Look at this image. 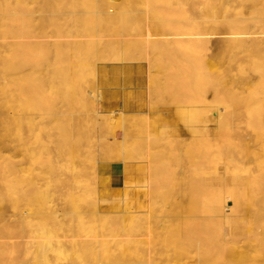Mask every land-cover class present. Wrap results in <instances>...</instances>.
I'll list each match as a JSON object with an SVG mask.
<instances>
[{"label":"bare ground","instance_id":"bare-ground-1","mask_svg":"<svg viewBox=\"0 0 264 264\" xmlns=\"http://www.w3.org/2000/svg\"><path fill=\"white\" fill-rule=\"evenodd\" d=\"M26 1V0H25ZM30 1V0H29ZM33 0H31L30 2H32ZM34 1H39V0H34ZM33 1V3H35ZM55 1V0H54ZM59 1V0H58ZM58 1H57V4H58ZM62 0H60V2H61ZM69 1V0H68ZM68 1L66 0V1H64L65 3H68ZM72 1V0H71ZM71 1H69L70 3H71ZM73 1H75V2H78L79 4H80V1H76V0H73ZM82 1H84V2H82V4H84L85 3V5H86V2H88V0H86V2H85V0H82ZM93 1V0H92ZM91 1V2H92ZM102 1H104V0H97V2H96V0H95V2H96V4L98 3V5H99V2H100V5H103L102 4ZM107 1V0H106ZM23 2H24V0H0V201H2V200H6L7 198L5 197V192L3 191V189L1 188V187H3L4 185H5V187H8V186H6V185H8V184H5L6 183V181H8L9 182V180H7L8 179V177H7V175L9 174V172L8 173H6V164H8V162L10 163V161L9 160H11V159H8V160H6V162L7 163H5V155L6 154H4V153H6L5 152V150H6V146H7V144H10V143H8L9 141H7V128H8V130L9 131H12V130H10L9 128L10 127H8V125H9V123H7V122H10V121H7L8 119H7V117L9 118V115L7 116V115H5V113L6 112H4V109L5 108H7V106L9 105V106H11L10 105V103L8 104V101L9 100H11V99H9V97H8V94H9V91H10V94H12L11 93V89H9V83H8V81H9V78H11L10 76H11V74L13 75L12 77L14 78H18V76H19V78H18V80H20V79H22V78H20V76L21 75H23V74H21V75H19L18 73H17V75L18 76H16V71L18 72V70H19V68L22 66V65H24L23 63H22V44H21V42H20V40H19V38L21 37V35H22V33H23V31H24V29L26 28H24V24H26L25 23V16H24V14H23V8H22V6L24 5L23 4ZM30 2H29V4H28V6H30ZM75 2H73V3H75ZM90 2V3H91ZM94 2V1H93ZM108 2V1H107ZM107 2H104L105 3V5H106V3ZM132 2V3H131ZM39 3V2H38ZM50 3H51V1L50 0H40V3H39V5H41L40 7H41V10H40V8L39 9H37V16L35 15V14H33V13H31L30 15H35L34 17L32 16V18L34 19V26L38 29V30H40V28L42 27V26H44L43 24H45V26L46 25H48V23H50V24H52L53 25V27L55 26V24L57 25L56 27L58 28V30L57 31H59V28L60 27H58V25H59V18L57 17V16H64V15H57L56 16V13L54 12V10H52V11H50V13H49V11H47L48 9H46V7L47 6H49L50 5ZM61 3H63V1L61 2ZM60 3V4H61ZM69 3V4H70ZM73 3H71V4H73ZM78 3H76V5L78 4ZM109 3H111L110 4V6H105V7H107V8H104V9H102L104 6H102L101 7V9H99L96 13H95V11L97 10V8H96V10L94 11V13H95V18L93 19L92 18V20H94V21H92V22H94V25H92V23L90 24V22L89 21H91V20H89V18L88 17H86V20L88 19V23H89V25H91V27H95V28H99V30H103V34L104 33H107V32H105V31H111V33H112V30H114L115 28L118 30H121V31H119V32H121L119 35L118 34H115L116 35V37H113V36H110V37H107L108 35L106 34L105 35V38L106 39H108V40H106V41H109L110 42V44L112 45V47H109V48H111V50H114V48H115V44L117 45V44H120L119 46H118V48H121V50L119 51V52H117V57L115 58V59H111V57H109L110 58V60L111 61H113V62H116V63H119V64H125V62L126 61H129L130 59L132 60L133 59V57L132 56H135L134 58H135V60H137L136 59V55L135 54H137L136 52L134 53V55L132 54L133 53V51H138L139 50V48L141 49V48H144V46L143 47H139L138 48V50L137 49H135V47L133 46V48H131L133 51H132V53L130 52V44H132V42H134L135 40H140L141 42H142V40L143 41H147V43L149 44V42L151 41H153V40H155V39H159L158 37H157V35H155V34H158V33H162V34H164V33H169L170 34V36L171 37H173L172 35H174V37H175V35H177V36H180V35H186L187 36V38H186V36H185V38H186V43L183 41V42H180V43H184L185 45L184 46H186V44H188V42H189V45H187L188 47L186 48L188 51H186V53H185V55L184 56H186V58L188 57V56H191V55H188L190 52H192V54L193 55H195V53H193V51H197L198 52V54L200 53V63H198V65H199V70L198 71H196V72H198V75L201 77V79H202V85H200V87H201V89L203 90V92H204V89H205V91L208 89V90H211L212 92H213V94H214V98H213V102H211V103H206V101L205 102H203V105L201 106V108H199V109H197V113H198V115H199V117L198 116H196L197 118H204L206 121H208L207 122V126H206V128L207 127H209L210 128V135H212V138H210V141H207V142H209L210 144H209V146H211V148H208V149H206L205 147V150L206 151H208L207 153H205V156H203V153L200 151H197V149H193V148H191V149H189V147L188 146H185V145H183V146H185V147H188V149H187V151H186V153L182 156L181 155V152H179V151H177V152H179L180 154H177V155H180L181 157H177V163H178V166H179V168H178V171L175 169V171H177L178 172V179H176V182L175 183H177V184H175L176 185V187L175 188H173V187H171V188H173V193H174V195L173 196H175V197H171V198H173V202H191L190 204H193V206H195L194 207V210L196 211V214H197V216L196 217H198V224L197 225H199V229L202 231V234H200L201 235V237L200 236H198L197 237V240H198V242H197V244L196 243H194V244H196V252H195V256H194V254H193V256L195 257V260L193 261V262H191L192 261V259H191V257H190V259H188L187 261L189 262L190 261V263H188V262H185V264H264V0H134V4H133V1L132 0H123V2L120 4L119 2V7L117 8V7H114V5H116V3H115V0L114 1H111V2H109ZM36 4H37V2H36ZM79 4H78V7H79ZM81 4V5H82ZM91 4H94V3H91ZM108 4V3H107ZM132 4V5H131ZM26 5V4H25ZM24 5V6H25ZM54 5H55V2H53V5H51V6H53L54 7ZM63 5V4H62ZM65 5H67L68 6V4H65ZM80 5V6H81ZM84 5V6H85ZM140 6V7H138L137 8V10L135 9L134 10V8H133V10L130 8V7H132V6ZM28 6H26V9L28 8ZM34 6V4L32 5V3H31V6L30 7H32V8H34L33 7ZM61 6V5H60ZM74 5H72V7H73ZM82 6L84 9L88 6V3H87V6ZM89 6H90V4H89ZM112 6L114 7V8H112ZM136 6V7H137ZM37 7H39L38 5H37ZM53 7H51V8H53ZM59 7V6H58ZM57 7V8H58ZM69 7V6H68ZM72 7H69L71 10H72ZM82 7H79V9H81V11L80 10H78V13L80 12V13H83L84 11H86V10H83L82 9ZM135 7V8H136ZM56 8V7H55ZM54 8V9H55ZM56 8V9H57ZM60 8V7H59ZM77 8V7H76ZM88 8V7H87ZM117 8V9H116ZM29 9V8H28ZM27 9V10H28ZM35 9V10H36ZM50 9V8H49ZM61 9V8H60ZM82 10H83V12H82ZM89 10H92V9H90L89 8ZM29 11V10H28ZM32 11V10H31ZM62 11H64V8L62 9ZM73 11V10H72ZM92 11V12H93ZM33 12V11H32ZM74 12H77V9H76V11H75V6H74V11L72 12V14L74 13ZM89 12H91V11H89ZM88 12V13H89ZM25 13V12H24ZM70 13V12H69ZM77 13V14H78ZM79 13V14H80ZM84 13H87V12H84ZM81 14L80 15V19L78 20V15L77 16H75V15H73L75 18H76V22H79L78 24L80 25L81 23H80V20H82L81 18H83V15H85V14ZM25 14H28V13H25ZM71 14V13H70ZM75 14V13H74ZM90 14H92V13H90ZM30 15L28 16L29 18H30ZM67 16H72V15H67ZM88 16V15H87ZM91 16V15H90ZM73 17V18H74ZM85 17V16H84ZM91 17H94L93 15L91 16ZM32 18H30L31 20H29L30 22H32ZM67 19H70V17L68 18V17H66ZM75 18H74V20H75ZM63 19H64V17H63ZM27 20V19H26ZM70 20H73V19H70ZM83 20H84V18H83ZM83 20L81 21V22H83ZM148 20V26L146 27L145 25H146V23H145V21H147ZM64 22L66 21V20H63ZM30 22H27L28 24H30V25H33L32 23H30ZM67 22H70V24H73V23H76V22H73L72 23V21H67ZM66 22V23H67ZM86 22V21H85ZM49 24V25H50ZM85 24H87V23H85ZM48 25V26H49ZM79 25H78V27H79ZM25 26H27V24L25 25ZM48 26H46V27H48ZM77 26V25H76ZM76 26H74L73 25V27H74V29L76 28ZM85 28H83L84 30H82L81 31V34H85V33H82V32H84L85 30H88V29H90V26H88V24H87V26H85V25H83ZM29 27V26H28ZM35 27H34V29H35ZM63 27H65V26H63ZM67 28L66 29H68V28H70V27H72V25H70V27H69V25H68V23H67V26H66ZM73 27L72 28H70L71 30L73 29ZM77 27V28H78ZM87 27V28H86ZM94 27L92 28V29H90L89 31H91V32H93L94 30ZM146 27V28H145ZM49 28V27H48ZM52 28V27H51ZM82 28V27H81ZM44 30H46L45 28H43ZM54 29H56V28H54ZM61 29V28H60ZM66 29H64V32L66 31ZM73 29V30H74ZM28 30V29H27ZM63 30V29H62ZM71 30H69V31H66L67 33H65V34H67L68 35V32H70V34H69V36H64L63 35V37H62V35L61 34H59L57 31V34H59V36L60 37H62L60 40L61 41H63L62 43H64V44H66V46H68L69 48H70V45H71V47H72V45H74V47L75 46H78L79 45V43L81 44V45H83L81 42L82 41H84L85 39H82V37L80 36V37H77L78 35H77V33H75L76 34V37H73V35H72V33H71ZM79 30V29H78ZM125 30H134V31H136V32H138V33H135L134 35H136L137 37H133V35H127L126 33H123V31H125ZM144 30H145V32H144ZM29 31V30H28ZM48 31H49V29H48ZM55 31V30H54ZM75 31V30H74ZM77 31V30H76ZM87 32V33H90V32ZM96 31V30H95ZM115 31V30H114ZM33 32V31H32ZM46 32H47V30H46ZM78 32V34H79V31H77ZM97 33L99 32V31H96ZM96 32H93L94 34L96 33ZM33 33H38V31L36 30L35 32H33ZM45 33V32H44ZM44 33H43V31L41 32V34L43 35V36H45L44 35ZM61 33V32H60ZM63 33V32H62ZM96 33V34H97ZM114 33H118V31H115ZM134 33V32H133ZM140 33H144L143 35H140ZM172 33V34H171ZM31 35H32V33H30ZM40 34V33H39ZM52 34V33H51ZM74 34V35H75ZM80 34V35H81ZM99 34V33H98ZM101 34V33H100ZM138 34L140 35V36H138ZM168 34V35H169ZM38 35V34H37ZM47 35H49V33L47 32ZM46 35V36H47ZM89 34H87V36H88ZM91 35V34H90ZM111 35V34H110ZM114 35V34H113ZM114 35V36H115ZM26 36V35H25ZM42 36V37H43ZM45 36V37H46ZM50 36H52V35H50ZM84 36V35H83ZM87 36H86V38H87ZM95 36H97V35H95ZM118 36V37H117ZM158 36H160V37H163V38H161V40H163V41H167V40H171V39H167V37H165V34L164 35H158ZM167 36V35H166ZM205 36H207V37H205ZM10 37L12 38H15V39H17L18 38V40H14L13 38L12 39H10ZM44 37V39H46V42H47V40L49 39V40H51V41H48L47 43H51V44H56L57 42L55 41V39H59V38H56V37H58V36H52V37H54V39L52 38H48V36L45 38ZM89 37V36H88ZM91 37V36H90ZM89 37V38H90ZM210 37H212L211 39H213V37H217V38H220L221 39V44H219L218 46H217V49H215L211 54L209 53V50H210V43H211V39H210ZM27 38H28V36H27ZM30 39H31V37H29ZM28 38V39H29ZM40 38H41V36H40ZM85 38V37H84ZM92 38H93V35H92ZM92 38H90V39H92ZM105 38L104 37H101V36H99V37H97L96 39L97 40H95V41H97V42H103L104 43V40H105ZM109 38L111 39L112 38V40H109ZM113 38H116V39H113ZM168 38H170V37H168ZM176 38V37H175ZM174 38V39H175ZM9 39L10 40H14L12 43H10L11 41H9ZM38 39H39V37H38ZM38 39H36V40H38ZM173 39V38H172ZM179 39H181V37L179 38ZM182 39H184L183 37H182ZM31 40H33V39H31ZM40 40V39H39ZM39 40H38V42H39ZM93 40V39H92ZM114 40H117L116 41V43H113V41ZM185 40V39H184ZM29 41V40H28ZM41 41H42V39H41ZM44 41V40H43ZM95 41H94V44H95ZM112 41V42H111ZM136 41V43H140V41L139 42H137ZM158 41V40H157ZM173 41H175V40H173ZM188 41V42H187ZM219 41V40H218ZM34 42H35V40H34ZM37 42V41H36ZM46 42H42V43H40L39 45H43V43H45L46 44ZM172 42V41H171ZM106 43V42H105ZM108 43V42H107ZM135 43V45H137ZM146 43V42H145ZM158 43H159V41H158ZM158 43H156V44H158ZM174 43V42H173ZM173 43H171L170 45H172ZM85 44L87 45V43L85 42L84 43V45H83V47L85 46ZM90 44V43H89ZM99 44V43H98ZM97 43H96V46L98 45ZM110 44L109 45H107V46H110ZM148 44H146V45H148ZM160 44H162L161 42H160ZM165 44V43H164ZM163 44V45H164ZM13 45V46H12ZM25 45V44H24ZM23 45V46H24ZM38 45V44H37ZM36 45V46H37ZM39 45H38V47H39ZM47 45V44H46ZM43 46L44 48H46L47 46H49V45H47V46ZM58 45H60V44H58ZM113 45H114V47H113ZM140 45V44H139ZM144 45V44H143ZM145 45V46H146ZM154 45H155V43H154ZM170 45H169V48H170ZM176 45V44H175ZM174 44H173V46H175ZM212 45V44H211ZM35 46V47H36ZM56 46V45H55ZM64 48L66 47L65 45H62ZM95 46V45H94ZM94 46H91V47H94ZM117 46H116V49H118L117 48ZM151 46H153V45H151ZM166 46V45H165ZM180 46V45H179ZM178 46V48L180 49V47ZM28 47V46H27ZM30 47V46H29ZM35 47L33 46V48H32V50H34L35 49ZM38 47H37V49H35V50H38ZM40 47H42V46H40ZM57 47V46H56ZM82 46H78L76 49H80ZM90 47V45L88 46V48ZM101 47V46H100ZM106 47V46H105ZM155 47H157V45H155ZM172 47V46H171ZM181 47H183V44H182V46ZM50 48V46L48 47V49ZM58 48H60V47H58ZM63 48V49H64ZM73 48V47H72ZM113 48V49H112ZM127 48H129V50L127 49ZM150 48H152V47H150ZM184 48V47H183ZM51 49H52V47H51ZM56 49V48H55ZM68 49V48H67ZM66 48H65V50H67ZM76 49H74V50H76ZM76 50V51H78L81 55H82V53L83 52H88L89 50H87V46H86V49H85V47H84V51H80V50ZM90 49V48H89ZM93 49V48H92ZM94 49H95V47H94ZM124 49H127V50H124ZM147 49H148V47H147ZM147 49H144V50H146L147 51ZM163 49V48H162ZM161 49V50H162ZM173 49V48H172ZM176 49V48H175ZM175 49H173L172 51H175ZM182 49V48H181ZM43 50V49H42ZM45 50V49H44ZM50 50V49H49ZM57 50H60V49H56V51ZM61 50H62V47H61ZM64 50V51H65ZM70 51H72L71 49H69ZM97 51H98V49H96ZM95 50V51H96ZM100 50H104V49H99V51ZM110 50V49H109ZM142 50V49H141ZM140 50V51H141ZM149 50V49H148ZM152 50V49H151ZM150 50V51H151ZM156 51H157V49H155ZM163 50H165V49H163ZM162 50V53L164 52ZM52 51V50H51ZM51 51H48L47 49L45 50V51H42V52H44L45 54H46V52L47 53H49L50 52V54L52 55H54V53L53 52H51ZM55 51V53L57 54V52ZM64 51H62V52H64ZM105 51V50H104ZM140 51H138V52H140ZM143 51V50H142ZM141 51V52H142ZM160 51V49L157 51V52H159ZM166 51V50H165ZM168 51V50H167ZM178 51V49H176V56L178 55L177 52ZM180 51V50H179ZM211 51H212V49H211ZM210 51V52H211ZM42 52H40L39 50H38V53L40 54V55H42L41 53ZM61 52V51H60ZM59 52V53H60ZM69 52V51H68ZM74 51H72V53H73ZM94 52V50H92V53ZM153 52V51H152ZM182 52V51H181ZM36 53H37V51H36ZM64 53H67V51H65ZM63 53V54H64ZM70 53V54H69ZM68 54H66V55H72L71 57H72V59H74V61L73 62H70V60H68L67 62L69 63H74L76 60H75V56H73V54H71V52H69ZM89 53H91V51H89ZM94 53H97V52H94ZM98 53H100V52H98ZM102 53H103V51H102ZM111 52H109V54H110ZM113 53H115V51L113 52ZM147 53H149L148 51H147ZM151 53V52H150ZM188 53V54H187ZM33 54H35V53H33ZM47 55V57H44L43 55L42 56H40V58H42L43 57V60L42 59H40V60H42L43 62L44 61H47V59H49V58H52V57H54V56H51V55ZM87 54V53H86ZM116 54V53H115ZM161 54V53H160ZM170 54V53H169ZM173 54V53H172ZM187 54V55H186ZM197 54V53H196ZM28 55H29V53H28ZM58 55H60V54H58ZM57 55V56H58ZM62 55V54H61ZM89 55V57H87ZM88 55H85V53H84V55H82L81 57H82V59L84 58V56L86 57V58H84L85 60L87 59V58H89V60L91 61V59H92V56H93V54H91V57H90V54H88ZM111 55H113L112 53H111ZM132 55V56H131ZM139 55V54H138ZM144 55V54H143ZM147 55H149V54H147ZM147 55H145V56H147ZM151 55V54H150ZM149 55V56H150ZM157 55V54H156ZM65 56V55H64ZM101 57H102V55H100ZM100 56H94V57H100ZM106 56V55H105ZM107 56H108V54H107ZM140 56H142V53L140 54ZM139 56V57H140ZM144 56V57H145ZM148 56V57H149ZM160 56V55H159ZM168 56H170V55H168ZM175 56V55H174ZM175 56V57H176ZM182 56H183V54H182ZM59 57V56H58ZM57 57V58H58ZM93 57V58H94ZM115 57V56H114ZM138 57V58H139ZM151 57V56H150ZM149 57V58H150ZM164 57H165V55H164ZM33 58H34V55H33ZM47 58V59H46ZM61 58V57H60ZM62 58H64V62L65 63H67L66 62V58H69V57H63L62 56ZM106 59H107V57H105ZM104 57H103V59H105ZM141 58V57H140ZM153 58V57H152ZM157 58V57H156ZM177 58H181V57H178L177 56ZM185 58V57H184ZM184 58H181L182 60H184ZM198 58V57H197ZM24 59V58H23ZM31 59V58H30ZM46 59V60H45ZM55 59V61H56V58H54ZM70 59V58H69ZM81 59V58H80ZM81 59V61H84L83 62V68H82V70H84V71H82L81 69V71L82 72H80V75L79 76H81L82 77V75L81 74H83L84 72H85V74L86 73H88V74H90V72L88 71V72H86L85 71V67H86V65L85 64H87V67H88V69H89V65H90V63L88 64V59L86 60V62H85V60H82ZM102 59V58H101ZM105 59V60H106ZM146 59V58H145ZM163 59V58H162ZM168 59V58H167ZM170 59H172V58H170ZM39 60V61H40ZM60 60H62V59H59V61ZM97 60H99V59H97ZM104 60V61H105ZM110 60H107V61H109L110 62ZM153 60V59H152ZM161 60V59H160ZM194 60H196V58H194L193 59V62L196 64V62L194 61ZM38 61V62H39ZM41 61V62H42ZM49 61H51V60H49ZM48 61V62H49ZM59 61H57V63H56V65L57 64H59V65H57L58 67H56V65H55V67H53L54 69H52L51 68V71H48V72H52V74H53V71L52 70H56V68H58L57 70H56V72L58 71L59 73V75L61 76V77H64L63 75H61L62 73H64L65 71L63 70L66 66L68 67V66H72V64H70L69 63V65H66L65 67H63L62 69L60 68V66H62L61 64L62 63H58ZM81 61L80 62H76V64L78 63H81ZM94 61H96V60H94ZM101 60H99V61H96V62H100ZM103 61V60H102ZM142 61H143V59H142ZM169 61V60H168ZM167 61V62H168ZM173 61H174V59H173ZM198 61V60H197ZM28 62H29V60H28ZM48 62H46V63H48ZM112 62V63H113ZM133 62H134V60H133ZM147 62V61H146ZM157 62L158 61H156V64H157ZM167 62H165V63H167ZM178 62L179 63H183L181 60H178ZM45 63V62H44ZM51 64H49L50 65V67H51V65H52V63H53V65L52 66H54V62H50ZM150 63L152 64V62H150L149 61V66H150ZM153 63H155V61L153 62ZM31 64H32V62H31ZM41 64V63H40ZM75 64V65H76ZM77 64V65H78ZM170 64V63H169ZM188 64V63H187ZM42 65V64H41ZM38 66V71H39V67H41V69H43V65L42 66ZM47 65V64H46ZM45 65V66H46ZM63 65H65V64H63ZM74 65V66H75ZM76 65V66H77ZM99 65V64H98ZM155 65V64H154ZM164 65H167V64H164ZM179 65V64H178ZM190 65V64H189ZM189 65H188V67H189ZM197 65V64H196ZM30 66V65H29ZM44 66V67H45ZM81 66H82V64H81ZM81 66H80V64L78 65V67L79 68H81ZM126 66V65H125ZM148 66V67H149ZM153 66V65H152ZM180 66V65H179ZM186 66V65H185ZM192 66V65H191ZM23 67V66H22ZM86 67V68H87ZM97 67V66H96ZM106 67V66H105ZM108 68H109V66H107ZM132 66H130L129 64H128V66H126L125 68H131ZM133 67H134V65H133ZM23 68H25V67H23ZM61 70H60V69ZM69 69L68 70H72L73 69V66H72V68L70 69V67H68ZM77 68V67H76ZM90 68H91V66H90ZM150 68V67H149ZM149 68H148V70H149ZM154 68V66L152 67V69ZM161 68V67H160ZM160 68L158 67V69L160 70ZM168 68H169V66H168ZM177 68H178V66H177ZM192 68V67H191ZM46 70V72H47V70H48V65H47V68H45ZM124 69V68H123ZM133 69V68H132ZM131 69V70H132ZM155 69H156V66H155ZM155 69H153L154 71H155ZM158 69H156V70H158ZM166 69V68H165ZM20 70H22L21 68H20ZM20 70H19V72H20ZM36 70V69H35ZM35 70H33V71H35ZM64 71V72H61V71ZM79 69H77V73L76 74H78L79 73V71H78ZM91 70V69H90ZM151 70V69H150ZM162 70H163V68H162ZM182 70V69H181ZM23 71V70H22ZM21 71V72H22ZM32 71V72H33ZM37 70L35 71V72H38ZM41 71V70H40ZM39 71V72H40ZM91 71H93V69L91 70ZM97 71V70H96ZM132 71H134V69L132 70ZM152 71V70H151ZM150 71V72H151ZM176 71V70H175ZM20 72V73H21ZM24 72V71H23ZM31 72V73H32ZM47 72V73H48ZM56 72H55V74H56ZM60 72H61V74H60ZM68 72V71H67ZM67 72H66V74H67ZM71 72V71H70ZM69 72V73H70ZM128 72V71H127ZM156 72H158V71H156ZM160 72V74H161V70L159 71ZM14 73H15V76H14ZM30 73V74H31ZM43 73H44V71H43ZM69 73H68V80H67V78H66V80L68 81L67 83H66V92L64 93L62 90V92L61 93H59V90H60V86L59 85H57L58 83L60 84V82H58L57 80H52L53 78H55V77H53V75L50 77V78H48L49 77V74L47 75L46 73H44V75H45V77L46 76H48V77H46V78H48L49 80H50V82L49 81H47L48 82V86H49V89H47L48 87H46V89L49 91H51L50 93L51 94H49L47 91H45V92H47L48 93V95H49V97L48 98H52V100H51V102H50V100H48L50 103H52V102H55L57 99V101L56 102H58L59 103V100H61L60 101V105H58V106H62L61 105V102L63 103H65L66 104V107L67 108H69V107H71L75 102H74V99L75 98H73V96L74 95H76L79 91H80V93H82L83 91L82 90H80V89H82V87L81 88H76V93L75 92H73L72 90H71V92L72 93H74V94H72L73 96H71V98H73L72 100H71V98L69 97V94L68 93H70V92H67V91H69V90H67V88H69L70 87V85H69V87H67L68 86V83L71 81H69V79H71V75H72V73H71V75H69ZM92 73V72H91ZM123 73V72H122ZM134 73H135V71H134ZM149 73V72H148ZM164 73H166V72H164ZM168 73V72H167ZM85 74H84V76H85ZM95 74V73H94ZM94 74H92V76L94 75ZM36 74L34 73V75H33V78H32V80H34V78H35V80H37L36 78H40L41 80H38V81H43L42 83H44V84H42V83H39V84H42V86H40V88L39 89H42V87H44L45 86V84L47 83H45V79L46 78H43L42 77V73H41V76H39L40 74L38 73L37 74V76H35ZM59 75H56V78H58L59 77ZM65 75V74H64ZM74 75V74H73ZM87 75V74H86ZM102 75V74H101ZM142 75V74H141ZM155 75V74H154ZM163 75V74H162ZM162 75H160L159 77L161 78L162 77ZM23 76H25V75H23ZM30 76V75H29ZM55 76V75H54ZM58 76V77H57ZM71 76V77H70ZM83 76V78H85ZM88 76V75H87ZM97 76V75H96ZM149 76V75H148ZM194 76V75H193ZM30 77H32V74H31V76ZM53 77V78H52ZM187 77H190L189 76V74H188V76ZM197 77V76H196ZM55 78V79H56ZM65 78V77H64ZM63 78V79H64ZM79 78V77H78ZM82 78V79H83ZM88 79H89V77H87ZM95 78V77H94ZM93 78V79H94ZM154 79H156L157 80V82H158V76L155 78V77H153ZM171 78V77H170ZM12 79V78H11ZM27 80L25 81V82H22V83H26V82H31V81H28V80H30L29 78H28V76H27V78H26ZM59 79V78H58ZM162 79H165V77L164 78H162ZM173 79H177V76H176V78H173ZM193 79V78H192ZM191 79V80H192ZM16 80V79H15ZM75 80V79H74ZM73 80V81H74ZM85 80V82H86V78L84 79ZM95 81V83H96V78L94 79ZM155 80V81H156ZM181 80V79H180ZM180 80H179V82L177 83V84H179L180 83ZM190 80V79H189ZM188 80V81H189ZM22 81H24V80H22ZM52 81V82H51ZM57 81V82H56ZM64 81V80H63ZM73 81L71 82L72 84H74L73 83ZM91 81V80H90ZM169 81V80H168ZM173 81V80H172ZM175 81H177V80H175ZM174 81V83H176ZM15 82H17V81H15ZM20 82V81H19ZM53 82H55L56 83V85H55V83L53 84ZM79 82V81H78ZM77 82V78H76V83H78ZM82 82H84V81H82ZM153 82H154V80H153ZM157 82H156V84H157ZM18 83V82H17ZM50 83V84H49ZM63 84H64V82H62ZM88 83V82H87ZM94 83V84H95ZM161 82H159V84H160ZM164 83V82H163ZM173 83V82H172ZM182 83V82H181ZM180 83V84H181ZM189 83H190V81H189ZM15 83H13V85H14ZM19 84V83H18ZM18 84H16V86H19ZM27 84V83H26ZM30 84V83H29ZM35 84V83H34ZM34 84H32L31 83V86L32 85H34ZM36 84H37V82H36ZM51 84H53L52 86H56V87H58L59 89H58V91L56 90V93L55 92H52V90H51ZM62 84V85H63ZM82 84V83H81ZM93 84V83H92ZM152 84V83H151ZM179 84V85H180ZM183 84V83H182ZM191 84V83H190ZM196 84H197V82H196ZM47 85V84H46ZM61 85V84H60ZM83 85V84H82ZM86 85V84H85ZM154 85V84H153ZM162 85H164V84H162ZM186 85V84H185ZM31 86L30 87H28L30 90H31ZM36 86V85H35ZM34 86V87H35ZM73 86L74 85H71V87L73 88ZM76 86V85H75ZM88 86V85H87ZM181 86V85H180ZM179 86V87H180ZM184 86V85H183ZM187 86V85H186ZM192 85H190V87H191ZM13 89H14V87L13 86H11ZM22 87V86H21ZM39 87V86H38ZM37 87V88H38ZM71 87L69 88V89H71ZM78 87V86H77ZM80 87V86H79ZM84 87H86V86H84ZM94 87V86H93ZM92 87V88H93ZM159 88H160V86H158ZM163 88H164V86H162ZM175 87L177 88V85H175ZM197 87V86H196ZM32 88H33V86H32ZM55 88V87H54ZM54 88H52L53 89V91H55V89ZM62 89L64 88V86L63 87H61ZM154 88V87H153ZM168 88V87H167ZM175 88V89H176ZM180 88H182V87H180ZM179 88V90H181ZM75 89V88H74ZM84 89V88H83ZM155 89H157L156 87H155ZM187 89V88H186ZM16 90H18V89H16L15 88V92H14V94L15 93H17L16 92ZM43 90V89H42ZM85 90V89H84ZM96 90V89H95ZM149 90V89H148ZM159 90V89H158ZM183 90V89H182ZM189 90V89H188ZM196 90H198V88H196ZM155 91V90H154ZM166 90H163L162 91V89H161V92H160V90L159 91H156L157 93L158 92H160V93H163V92H165ZM177 91H178V88H177ZM176 90H175V92H177ZM192 91H193V88H192ZM199 91H200V89H199ZM34 92H35V89H34ZM34 92H33V94H34ZM41 92V91H40ZM45 92H44V94H45ZM58 92V93H57ZM150 92H151V90H150ZM182 92V91H181ZM198 92V91H197ZM207 92V91H206ZM22 93V92H21ZM32 93V92H31ZM46 93V94H47ZM67 93V94H66ZM171 93V92H170ZM183 93H184V91H183ZM182 93V94H183ZM208 93V92H207ZM9 94V95H10ZM13 94V95H14ZM36 94V93H35ZM42 94V93H41ZM83 94H85V93H83ZM86 94H88V92H86ZM89 94H91L90 96H91V98H92V100L95 102H93L90 98V100L92 101H90V100H88V101H90L91 103L89 104L88 103V106H85V108L87 107H89V105L90 106H92L93 104H95V106L97 105V103H96V101H98V100H96L97 98H96V96L94 97L93 95H92V91H90L89 92ZM95 94V93H94ZM187 95L189 94V93H186ZM194 94H196V92L194 93ZM199 94V93H198ZM201 94V93H200ZM208 94H210V93H208ZM208 94H207V96H208ZM12 95V96H13ZM17 94H15V97H13V99L12 100H14V98L16 99V97H19V96H16ZM22 95H23V93H22ZM54 95V96H53ZM71 95V94H70ZM81 95V94H80ZM96 95V94H95ZM98 95H100V93L99 94H97V97H98ZM150 95V94H149ZM162 95V94H161ZM160 95V96H161ZM166 95H168L169 97L172 95H169V94H167L166 93ZM180 95V94H179ZM34 96L35 95H33V98H34ZM36 96H37V94H36ZM42 96V95H41ZM89 95H87V97H90ZM101 96V95H100ZM156 96V95H155ZM164 96V95H163ZM168 96H165V97H167L168 98ZM212 96V95H211ZM25 97V96H24ZM40 96H38V98H39ZM76 97H80V96H76ZM102 97V96H101ZM101 97H99V99L101 98ZM201 98H202V96H200ZM11 98V97H10ZM20 98V97H19ZM29 98H30V96H29ZM32 98V97H31ZM41 98V97H40ZM47 98V99H48ZM54 98V99H53ZM86 97H84V98H82L81 99V97L79 98L80 100H81V102H82V100L83 99H85ZM96 98V99H95ZM153 98V97H152ZM151 98V99H152ZM156 98H158V97H156ZM170 98H172V97H170ZM192 97H190V99H191ZM21 102H22V99H23V96H21ZM43 99V98H42ZM41 99V100H42ZM78 99V100H79ZM150 99V100H151ZM162 99V98H161ZM165 98H163V100H164ZM169 99V98H168ZM193 99V98H192ZM195 99V98H194ZM198 99V98H197ZM12 100H11V104H13V102H12ZM32 100H35V99H32ZM40 100V99H39ZM156 100V99H155ZM163 100H161L162 101V103L160 104V106H164V102H163ZM188 100V99H187ZM208 100V99H207ZM17 101V100H16ZM20 100L18 99V104H20V102H19ZM36 102H37V98H36V100H35ZM74 103H73V102ZM76 101V103H77V99L75 100ZM84 101V100H83ZM103 101V100H102ZM152 101V100H151ZM159 102H160V98H159V100H158ZM165 101H166V99H165ZM171 100H169V102H170ZM192 101V100H191ZM203 101H204V99H203ZM209 101V100H208ZM16 102V103H17ZM31 102V101H30ZM30 102H28V103H30ZM35 102V103H36ZM56 102L55 103H53V104H56ZM157 102V101H156ZM185 102H186V100H185ZM184 102V103H185ZM34 103V102H33ZM63 103V104H64ZM73 103V104H72ZM75 103V104H76ZM80 103V102H79ZM79 103H77V106L78 105H80ZM85 103V102H84ZM171 103V102H170ZM169 103V104H170ZM183 103V104H184ZM188 103H190V101L188 102ZM197 103V102H196ZM14 104H15V102H14ZM74 104V106H76ZM83 104V103H82ZM92 104V105H91ZM174 104V103H173ZM182 104V103H181ZM84 105H87L86 103L84 104ZM152 105V104H151ZM154 105V104H153ZM191 105V104H190ZM9 106H8V108H9ZM16 106V109H19V108H17V105H15ZM42 106V105H41ZM46 106H48V103H46V105L44 106V108L46 107ZM55 106V105H54ZM53 106V107H54ZM57 106V107H58ZM64 106V105H63ZM74 106H72V108L74 107ZM82 106V108L84 109V106L83 105H81ZM98 106V105H97ZM96 106V107H97ZM165 106H166V103H165ZM170 106V105H169ZM192 106H193V102H192ZM12 107V106H11ZM18 107H20L19 105H18ZM21 107H23V106H21ZM35 107H37V106H35ZM53 107H51V104H50V108H53ZM94 107V106H93ZM95 107V108H96ZM14 108V107H13ZM30 108V107H29ZM41 108V107H40ZM49 108V107H48ZM55 108H56V106H55ZM59 108V107H58ZM62 108V107H61ZM81 108V109H82ZM86 108V109H87ZM91 108V107H90ZM90 108H89V110H90ZM177 108V107H176ZM175 108V109H176ZM179 108V107H178ZM177 108V109H178ZM182 108V107H181ZM194 108V107H193ZM42 109H43V107H42ZM73 109H75V108H73ZM82 109V110H83ZM86 109L84 110L85 112H82V113H89V112H87L86 111ZM176 109V110H177ZM183 109V108H182ZM11 110V109H10ZM47 110V109H46ZM45 110V111H46ZM66 111L68 110V109H65ZM76 110V109H75ZM94 110V109H93ZM189 110V109H188ZM187 110V111H188ZM13 111V110H12ZM49 112H47V113H50V109L48 110ZM53 112H52V114L55 112V110L53 109L52 110ZM57 111H59V113H60V110L58 109ZM56 111V112H57ZM77 111V110H76ZM156 111V110H155ZM209 111H210V113H209ZM14 112H15V109H14ZM65 111H64V109H63V112L61 113V115H59V117L58 116H49V117H46L47 118V121L49 120V119H51V117L54 119H52V121L51 122H54V121H56L57 122V129H56V133L58 134V131H59V133L61 134V136H63V137H61V139H62V141L59 143V144H57V145H55L54 147H55V149L54 150H56L57 151V154L58 155H60L61 157H62V152L64 151V149H65V147H64V144L63 143H65V142H70V143H65V145H71L72 144V142L71 141H73V144L72 145H79L78 143H79V141H77L76 139L74 140V137H73V140H72V136H74V130H75V128H73V126H74V123L76 122V121H74L73 122V119H71L70 117V115H71V113H72V111H70L69 113H64ZM96 112V117H97V119H99V117L100 116H102V117H105V119H106V114H104V112H102V111H100V110H98L97 109V111H95ZM117 112H118V110H117ZM168 112V111H167ZM30 113H31V111H30ZM36 114H37V112H35ZM81 113V114H82ZM94 113V112H93ZM92 113V114H93ZM110 113H112V112H110ZM196 113V112H195ZM195 113H194V117H195ZM7 114V113H6ZM13 115H14V113H12ZM21 114V113H20ZM29 114V113H28ZM28 114H26L27 116L26 117H28V116H30V114L28 115ZM40 114V113H39ZM43 114V116H44V112L42 113ZM51 114V113H50ZM76 113H75V111H74V115L73 116H77V115H75ZM79 114V113H78ZM80 114V115H81ZM95 114V113H94ZM118 115H116V114H111V115H109V114H107V115H109L108 116V118H109V123H111V121H110V119H117V120H120L121 121V123H123L122 124V126H126V124H127V121L129 122V117L125 114V113H123V111H121V112H118L117 113ZM46 115V114H45ZM48 115V114H47ZM55 115H57V114H55ZM63 115V116H62ZM189 115V114H188ZM7 116V117H6ZM79 116V115H78ZM78 116L76 117V119L78 120ZM82 116V115H81ZM84 116V115H83ZM169 116H171V115H169ZM191 116V115H190ZM12 117V116H11ZM14 117V116H13ZM31 117H34V116H31ZM37 117H39V116H36V117H34V118H37ZM62 117V118H61ZM87 117V116H86ZM140 117V116H139ZM144 117V116H143ZM159 117V116H158ZM157 117V118H158ZM164 116H162V118H163ZM25 118V117H24ZM61 118V119H60ZM72 118H74V117H72ZM83 118V117H82ZM108 118H107V120H108ZM147 118L149 119L150 117H148L147 116ZM22 119V118H21ZM25 119H27V118H25ZM28 119H30V117H28ZM32 119V118H31ZM43 119V118H42ZM80 119V118H79ZM87 119H88V117H87ZM87 119H86V121H87ZM93 119H94V117H93ZM104 119V118H103ZM104 119V120H105ZM133 118H131V120H132ZM142 119V118H141ZM141 119H139L140 121H142ZM153 119H155V118H153ZM189 119V118H188ZM196 119V118H195ZM16 120V119H15ZM14 120V122H16V121H18V120H16L15 121ZM24 120V119H23ZM23 120H21V121H23ZM34 120V119H33ZM38 120V119H37ZM44 120V119H43ZM71 122H70V121ZM89 120V119H88ZM90 120H91V118H90ZM151 120V119H150ZM158 120V119H157ZM198 120V119H197ZM25 121V120H24ZM23 121V122H24ZM27 121V123H28V125L31 123V125H30V127H31V129H30V131L32 130V129H37V127L35 126V128H34V126H33V124L34 125H36L35 123L37 122H35V123H33L32 124V122H28V120H26ZM41 121V120H40ZM46 121V122H47ZM67 121H69V122H67ZM100 120H98L97 121V123H98V126H99V122ZM114 121V120H113ZM133 121V120H132ZM143 121H146V120H144L143 119ZM188 121V120H187ZM193 121H195V120H193ZM192 121V122H193ZM199 121V120H198ZM44 122V121H43ZM45 122V123H46ZM72 122H73V124H72ZM88 122V121H87ZM102 122V121H101ZM115 122V121H114ZM117 122V121H116ZM115 122V123H116ZM119 122V121H118ZM137 122V121H136ZM156 122V121H155ZM200 122V121H199ZM11 123V122H10ZM17 123V122H16ZM41 123V122H40ZM72 124V125H70V124ZM77 123V122H76ZM91 123V122H90ZM89 122H88V125L90 126L91 124H90ZM94 123V122H93ZM107 123V122H106ZM105 123V124H106ZM203 123V122H202ZM47 124H48V122L46 123V124H44V125H46L47 126ZM52 124V123H51ZM129 124V123H128ZM139 124V123H138ZM159 124V123H158ZM197 124V123H196ZM15 125V124H14ZM22 125H24V124H22ZM27 125V124H26ZM94 125H95V123H94ZM101 125V124H100ZM113 125V124H112ZM112 125H110L109 127H111ZM120 125V124H119ZM141 125V124H140ZM149 124L147 123V126H148ZM155 125H157V124H155ZM188 125H189V123H188ZM194 125V124H193ZM201 125V124H200ZM203 125V124H202ZM11 126V125H10ZM16 126V125H15ZM21 126V125H20ZM41 126L43 127V125L41 124ZM75 126H78V125H76L75 124ZM74 126V127H75ZM81 126V125H80ZM98 126H96V127H98ZM118 126V125H117ZM134 126V125H133ZM147 126H146V128H147ZM160 126V125H159ZM180 126V125H179ZM191 126V125H190ZM17 127H19L18 125H17ZM29 127V126H28ZM28 127H27V129H28ZM33 127V128H32ZM49 127V126H48ZM48 127H47V129H48ZM86 127H88V126H86ZM91 127H92V125H91ZM91 127H90V129H91ZM115 127V126H114ZM129 127V126H128ZM144 127V126H143ZM163 127H165V126H163ZM178 127V126H177ZM187 127V126H186ZM189 127V126H188ZM21 128H23V126L21 127ZM21 128H19V129H21ZM25 128V127H24ZM23 128V131L25 130V132H26V129H24ZM81 128H83V127H81ZM81 128H79V129H81ZM89 128V127H88ZM102 128V127H101ZM105 128V127H104ZM113 128V127H112ZM136 128H138V127H136ZM135 128V129H136ZM141 128V127H140ZM140 128H139V130H140ZM158 128V127H157ZM156 128V129H157ZM192 128H194V127H192ZM16 129V128H15ZM18 129V130H19ZM28 129V130H29ZM43 129H45V128H41L40 130H43ZM55 129V127H53V130ZM77 129H78V127H77ZM78 129V130H79ZM97 129V128H96ZM99 129H100V126H99ZM125 129L126 128H124L123 129V131L121 132V140H118V141H120V142H118V143H115L114 142V144H111V143H109V142H107V141H105L108 137V135L106 136L107 138H105V137H102V138H105V139H103V142H101L102 141V138L100 139V137H99V139L101 140H99L100 142V144L98 143L97 145H99V149L102 151H100L99 153H101V156L98 158L99 160H104V161H109L110 163L111 162H114V161H120V162H122L123 164H125V176H127V178L129 177V179H130V173H131V165H132V159H134L135 158V156L136 155H138V154H140V152L139 153H136V155H135V153H134V157L133 156H131V155H133V154H131L134 150H133V148H134V146H133V144L135 143H131V141H130V143H129V135L125 132ZM161 129V128H160ZM208 129V128H207ZM17 130V129H16ZM58 130V131H57ZM85 129H83V130H81V132L82 131H84ZM89 130V129H88ZM113 130V129H112ZM129 130V129H128ZM147 130V129H146ZM20 131V130H19ZM18 131V132H19ZM38 132H39V130H37ZM51 131V129L49 130H47V131H45V132H50ZM80 131V130H79ZM148 131H150V130H148ZM247 131V132H246ZM13 132V131H12ZM12 132H11V134H12ZM29 132V131H28ZM38 132H36L35 131V133H37L40 137L41 136H44V135H41V134H43V133H41L40 132V134L38 133ZM76 132H77V130H76ZM110 132V131H109ZM113 132V131H112ZM116 132V131H115ZM150 132H152V131H150ZM158 132V134H159V132L161 133V131H157ZM203 131H201V133H202ZM31 133V132H30ZM30 133H27V134H30ZM32 133H34V132H32ZM34 133V134H35ZM88 133V132H87ZM10 134V133H9ZM17 135H19V133H16ZM21 134V133H20ZM59 134V135H60ZM79 134V133H78ZM82 134H84L85 135V132L84 133H82ZM81 134V135H82ZM89 134H91V133H89ZM95 134V133H94ZM131 134V133H130ZM155 135V137H154V139L155 140H157L156 139V136H159V135ZM33 135V134H32ZM45 135H47L48 136V134L47 133H45ZM56 135V134H55ZM84 135H82V136H84ZM97 135V134H96ZM146 135V134H145ZM144 135V136H145ZM192 135V134H191ZM202 135H203V133H202ZM201 135V136H202ZM207 135V134H206ZM11 136V135H10ZM14 136H15V133H14ZM25 136V135H24ZM24 136H22V137H24ZM28 136V135H27ZM27 136H25V137H27ZM30 136L31 135H29V139H35L34 137H35V135H34V137H32V138H30ZM39 136H37V137H39ZM54 136V135H53ZM89 136V135H88ZM101 136V135H100ZM102 136H104L103 134H102ZM109 136H111V135H109ZM147 136V135H146ZM193 136V135H192ZM208 136V135H207ZM16 137L17 138H19L18 136H15V139H16ZM36 137V138H37ZM56 137H57V135L55 136V139H56ZM76 137H78V136H76ZM81 137V136H80ZM142 137H143V135H142ZM160 137V136H159ZM162 137V136H161ZM168 137V136H167ZM205 137V136H204ZM211 137V136H210ZM44 138H46V136L44 137ZM44 138H42L41 137V139H42V141L44 140ZM48 138V137H47ZM58 138L60 139V137L58 136ZM64 138V139H63ZM89 140H94V139H91V136H89ZM94 138V137H93ZM131 138H133V137H131ZM130 138V139H131ZM136 138V137H135ZM147 138H150L149 137V135H148V137ZM170 138V137H169ZM175 138V137H174ZM174 138L173 139H171L172 140V144H169L168 142V144H169V146L171 145V146H174V143H175V141H179V139H177V140H174ZM183 138V137H182ZM196 139H197V137H195ZM28 139V138H27ZM60 139V140H61ZM78 139V138H77ZM137 139V143H138V141L141 139V138H136ZM152 139H153V137H152ZM160 138H158V140H159ZM163 139V138H162ZM184 139H186V138H184ZM184 139H182L181 141L183 142V140ZM199 139V138H198ZM197 139V142L199 141ZM202 139V138H201ZM200 139V140H201ZM206 139V138H205ZM37 140H40V138L38 139L37 138ZM36 140V141H37ZM47 140V139H46ZM88 140V139H87ZM87 140H83V142L84 141H87ZM142 141H144L143 139H141ZM147 140V139H146ZM166 140V136H165V139H164V143L166 142L165 141ZM173 140H174V142H173ZM189 140V139H188ZM22 141H24V143H27V142H25V139L24 140H22ZM22 141H21V143H22ZM54 141V140H53ZM57 140H55V143H57L56 142ZM82 141V140H81ZM96 141V140H95ZM148 141H150V140H148ZM153 141V140H152ZM160 141V140H159ZM168 141L169 142H171L169 139H168ZM181 141H179V142H181ZM186 140H184V142H185ZM202 141V140H201ZM6 142H7V144H6ZM16 142H17V140H16ZM157 142V141H156ZM187 142H189V141H186V143ZM192 142H193V140H192ZM191 142V143H192ZM194 142L196 143V141L194 140ZM203 142V141H202ZM13 143V142H12ZM29 143H31V141L30 142H28V144L26 145L27 147L26 148H28V145H30ZM48 145H49V143L48 142H46ZM140 143H142V142H140ZM144 143V142H143ZM142 143V144H143ZM166 143V144H167ZM177 143V142H176ZM175 143V144H176ZM198 143H200V141L198 142ZM197 143V144H198ZM15 144V143H14ZM38 144V143H37ZM43 144H45V143H42L41 144V147L38 145V148H36V150H40L42 147H44V145ZM131 144H132V146H131ZM145 144V143H144ZM149 144V143H148ZM167 144V145H168ZM183 144V143H182ZM185 144V143H184ZM16 145V144H15ZM18 145V144H17ZM31 145L33 146V143H31ZM30 145V146H31ZM46 145V144H45ZM69 145V146H70ZM82 145V144H81ZM138 145V144H137ZM152 145V144H151ZM150 145V149H148V151L150 152V150H153L152 152H154V153H148L147 152V154H148V157L146 158V159H144V161H142V159L144 158H141L140 156V158H139V161H140V163H138L139 164V167H138V164H137V166L136 167H138V169H140V170H142L143 171V173H144V171H146V170H150V173L152 172V174H154V177H153V183L154 184H159L160 182L161 183H163V182H165V181H167L168 179L166 178V176H162V174L165 172V171H168L167 169H169V167L170 168H172L170 165H171V161H173L172 159L173 158H171L172 156L173 157H175L174 155H171V153L170 152H168V151H170V149H171V147H170V149H169V147H167L169 150L167 151V150H165V151H161V152H159V153H156V152H158V151H155L157 148H159L160 146H158V145H155L157 148H152V146ZM166 145V146H167ZM199 145V144H198ZM201 145V144H200ZM199 145V146H200ZM208 145V144H207ZM19 146V145H18ZM22 147L24 146V145H21ZM29 146V147H30ZM35 146V145H34ZM57 146V147H56ZM75 146V147H76ZM178 146V144L177 145H175L174 146V148L175 147H177ZM180 146H182V145H180ZM191 146H193V145H191ZM190 146V147H191ZM195 146H197V145H195ZM194 146V147H195ZM204 146H206V145H204ZM208 146V147H209ZM48 147V146H47ZM46 147V148H47ZM70 147H72V146H70ZM70 147L68 148V149H70ZM84 147V146H83ZM90 147L92 148V146L90 145ZM145 147V146H144ZM144 147L142 148V149H144ZM163 147V146H162ZM21 148V147H20ZM19 148V149H20ZM31 148V147H30ZM49 148V147H48ZM91 148H86L87 150H86V152L88 151V149H90L89 151L91 152L92 150H91ZM95 148V147H94ZM98 148V147H97ZM166 148V147H165ZM166 148V149H167ZM9 148H7V150H8ZM32 149H33V147H32ZM31 149V150H32ZM44 149V148H43ZM68 149H66L67 151H69ZM76 149H79V148H76ZM96 149V148H95ZM94 149V150H95ZM137 149H140V147L138 146V148ZM155 149V150H154ZM24 150V149H23ZM33 150H35V148L33 149ZM47 150V149H46ZM49 150H50V148H49ZM85 149H83V151H84ZM146 150H147V148H146ZM175 150V149H174ZM177 150H178V147H177ZM180 150H181V148H180ZM183 150V149H182ZM204 150V151H205ZM44 151V150H43ZM56 151H54V152H56ZM63 152L64 154L66 153H68V155H69V153H71L70 151L69 152ZM76 151V150H75ZM82 151V152H83ZM88 151V152H89ZM140 151V150H139ZM205 151V152H206ZM13 152V151H12ZM28 152V151H27ZM29 152H30V150H29ZM42 152V151H41ZM49 153H50V151H48ZM47 152V153H48ZM53 152V151H52ZM73 152V151H72ZM90 152H89V154H88V157H89V155H90ZM94 152V151H93ZM96 152V151H95ZM135 152V151H134ZM137 152V151H136ZM143 152V151H142ZM183 152V151H182ZM38 153V152H37ZM40 153V152H39ZM48 153V154H49ZM60 153V154H59ZM75 153H77V151L75 152ZM84 153V152H83ZM202 153V154H201ZM9 154V153H8ZM26 154V153H25ZM41 154V153H40ZM40 154H38V155H40ZM64 154H63V159H65V158H68L67 156L68 155H66V156H64ZM83 155H86V156H84V159H85V157H87V154L86 153H84V154H82V156ZM92 155V154H91ZM94 155V154H93ZM92 155V156H93ZM141 155V154H140ZM143 155V154H142ZM24 156V155H23ZM22 156V157H23ZM31 156V155H30ZM30 156H29V158H27V160L28 159H30L31 160V158H30ZM32 156H33V154H32ZM35 156H37V154L35 155ZM49 156V155H48ZM47 156V157H48ZM51 156V155H50ZM54 157H55V155H53ZM59 156V157H60ZM77 156H80V155H77ZM94 156H96V153H95V155ZM38 157H43V156H38ZM65 157V158H64ZM50 158V157H49ZM73 160H69L70 159V157L67 159L70 163L68 164H65V165H61L62 164V162L59 164V162L57 161V163L59 164L58 166H57V163L55 162L54 164H53V166H52V168L49 166V164L47 165V164H45V167L46 166H49L50 167V170L52 169V170H54L55 171V169L56 170H59L60 169V171H66L70 176H72V177H74L73 179H74V181H76L77 183H81V188H82V186L84 185V183H87V181L83 178V179H81L82 178V176L83 177H85V175H83L84 174V172H86L87 170H88V168H87V170H86V167H85V169H84V166H82V168L84 169H82V170H80V169H77V170H80L79 172L80 173H77V171L75 172V170L74 169H76L75 167H74V165L76 164H74L73 162H71V161H77V160H75V158H73V157H71ZM96 158H97V156H96ZM7 159V158H6ZM14 159V158H13ZM24 159V158H23ZM35 159V158H34ZM41 159H43V158H41ZM40 159V160H41ZM48 159V158H47ZM58 159V158H57ZM61 160H63L62 158H60ZM59 159V160H60ZM81 159V158H80ZM87 159V158H86ZM89 159H91V158H89ZM88 159V160H89ZM98 159H94L93 158V160H96V161H98ZM18 160V159H17ZM66 160V159H65ZM66 160V161H67ZM79 160V159H78ZM88 160L87 161H84V164H85V162H88ZM136 160V159H135ZM176 160V158L174 159V161ZM14 160H12V162H13ZM35 161H37V158L35 159ZM38 161H39V159H38ZM37 161V162H38ZM48 161V160H47ZM50 161V160H49ZM66 161H63L64 163H66ZM67 161V162H68ZM30 162V161H29ZM83 162V161H82ZM30 163H32V162H30ZM29 163V164H30ZM33 163H34V160H33ZM42 163H43V161H42ZM90 163V162H89ZM91 163H93L92 161H91ZM97 163V162H96ZM87 165H88V163H86ZM185 164V165H184ZM19 165V164H18ZM22 165V164H21ZM43 165V164H42ZM61 165V166H60ZM91 165V164H90ZM89 165V166H90ZM172 165H174V164H172ZM176 165V164H175ZM184 165V166H183ZM14 166V165H13ZM12 166V167H13ZM40 166V165H39ZM44 166V165H43ZM79 166V165H78ZM98 165H96V167H95V169L96 170H98V167H97ZM186 166V167H185ZM206 166V167H205ZM17 167V166H16ZM30 167V166H29ZM34 167V166H33ZM57 167V168H56ZM185 167V169L186 170H183V168ZM8 168H10V165L7 167V171L9 170ZM24 168H26V167H24ZM23 168V169H24ZM48 168V167H47ZM74 168V169H73ZM174 168V167H173ZM14 169H15V166H14ZM13 169V170H14ZM36 169V168H35ZM90 169V168H89ZM190 169H192L191 171H190ZM30 170H31V168H30ZM39 170V169H38ZM42 170H44V169H42ZM47 170H49V168L47 169ZM92 170L94 171V167L92 168ZM94 171V172H91V169H90V171L89 172H91V173H95V172H97V171ZM27 171V170H26ZM82 171V172H81ZM84 171V172H83ZM124 171V170H123ZM31 172H33V171H31ZM42 172V171H41ZM73 172H75V173H73ZM147 172V171H146ZM169 172V171H168ZM10 173L12 174V173H14V171L13 172H11L10 171ZM19 173V172H18ZM34 173V172H33ZM45 173V172H44ZM48 173H50V172H48ZM142 173V172H141ZM172 173H174V172H172ZM24 174V173H23ZM31 174V173H30ZM80 174H82V175H80ZM86 174H88V173H86ZM168 174V173H167ZM170 174V173H169ZM169 174H168V177H169ZM176 174V173H175ZM175 174H173V175H175ZM39 175V174H38ZM52 175H53V172H52ZM95 175V174H94ZM96 175H97V177H98V172L96 173ZM172 175V174H171ZM9 176V175H8ZM11 176V175H10ZM13 176V175H12ZM17 176V175H16ZM28 175H26V177H27ZM40 176V175H39ZM54 176V175H53ZM88 176V175H87ZM124 176V175H123ZM145 176V175H144ZM152 175L150 174V176L149 177H151ZM15 177V176H14ZM23 177V176H22ZM21 177V178H22ZM25 177V176H24ZM34 177V176H33ZM41 177H43V176H41ZM68 176H67V174H66V178H67ZM81 177V178H80ZM90 178L92 177V176H89ZM93 177H96V176H93ZM96 177V178H97ZM12 178V177H11ZM20 178V177H19ZM40 178V177H39ZM54 178H56L57 180L59 179V177H58V175L56 176V177H53V180H54ZM61 178H62V175H61ZM60 178V179H61ZM65 177H63L62 179H64ZM79 178H80V180H79ZM144 178V177H143ZM170 178H171V176H170ZM173 178V177H172ZM16 179H17V177H16ZM55 179V183L57 184V180ZM61 179V180H62ZM126 179V178H125ZM129 179L128 180H125V184H127V186H129V188H131L130 187V184L128 185V182L127 181H129ZM134 179V178H133ZM147 179V178H146ZM14 180V179H13ZM19 180H21V179H18V181ZM37 180H39V179H37ZM43 180H44V178H43ZM52 180V179H51ZM61 180H59V182H61ZM65 180V179H64ZM63 180V181H64ZM68 180H71L70 179V177H69V179ZM88 180H89V178H88ZM94 180H96V179H94L93 178V180H92V178H91V181L92 182H90L91 184L90 185H92V183L94 184L95 182H93ZM15 182H16V180H14ZM17 181V183H18V185L20 184V183H23V181L22 182H18ZM33 181V180H32ZM36 181V180H35ZM80 181H82L83 182V184H82V182H80ZM144 181H145V179H144ZM143 181V182H144ZM170 181V184H171V182L172 181H174V179L171 181V180H169ZM13 182V181H12ZM34 182V181H33ZM46 182V181H45ZM50 182V181H49ZM58 182V183H59ZM65 182V181H64ZM75 182V184L74 185H76L77 183ZM150 182V181H149ZM25 183V182H24ZM26 183H27V181H26ZM25 183V184H26ZM65 183H68L69 184V181L67 182V180H66V182ZM73 183L74 182H72V186H73ZM98 183V182H97ZM146 183H147V181H146ZM160 183V184H161ZM174 183V182H173ZM33 184V183H32ZM39 184V183H38ZM49 184V183H48ZM56 184H55V186H56ZM63 184V183H62ZM88 184V183H87ZM137 184H138V181H137ZM169 184V183H168ZM11 185V184H10ZM14 185H16L17 186V184L15 183V184H13V186ZM21 185V187H19V188H21L22 189V184H20ZM28 185H31V184H28ZM67 184H65V186H66ZM78 185H80V184H78ZM144 185V184H143ZM153 185V184H152ZM157 185H154V189H153V191L152 192H154L155 194H157V195H162L163 196V194H162V191H160L158 188H160L159 186H157ZM166 185V184H165ZM37 186H39V185H37ZM48 186V185H47ZM53 186V185H52ZM54 186V187H55ZM72 186H71V188H72ZM85 186V185H84ZM94 186V185H93ZM126 186V187H127ZM134 185H132V191H133V187ZM147 186V185H146ZM164 186V185H163ZM162 186V187H163ZM29 187V186H28ZM27 187V188H28ZM45 187V186H44ZM49 187H51V186H49ZM60 187H61V185H60ZM68 187V186H67ZM69 187H70V185H69ZM74 187V186H73ZM75 187H77V186H75ZM96 187V186H95ZM97 187H98V184H97ZM149 187H151V184H150V186ZM167 187H168V185H167ZM12 188V187H11ZM15 188H18V187H15ZM34 188V187H33ZM59 188V187H58ZM78 188V187H77ZM129 188H128V191H129V193L131 194V192L132 191H130L129 190ZM165 188V186L163 187V189ZM41 189V188H40ZM48 189V188H47ZM52 189H53V187H52ZM76 189V188H75ZM84 189V188H83ZM82 189V190H83ZM86 189V188H85ZM126 189V188H125ZM139 189V188H138ZM150 189V188H149ZM167 189H169V187L168 188H166V190ZM5 190V189H4ZM8 190H10V189H8ZM19 190V189H18ZM42 190H43V188H42ZM72 190H74V188H72ZM71 189H70V192H69V190H68V192H69V194H67L68 195V199H75L76 197L75 196H77L76 195V193H78L79 191H81L80 190V187H79V191L77 192L76 191V193H75V191L73 192ZM142 190H143V188H142ZM147 190V189H146ZM145 190V191H146ZM162 190V189H161ZM172 190V189H171ZM3 191V192H2ZM13 191V190H12ZM65 191H67V190H65ZM72 191V192H71ZM84 191V190H83ZM86 191V190H85ZM125 191V190H124ZM128 191H126V195H127V192ZM144 191V190H143ZM150 191L151 190H149V195L151 194L150 193ZM13 192H15V191H13ZM33 192V191H32ZM31 192V193H32ZM35 192V191H34ZM54 192V191H53ZM52 192V193H53ZM57 192V191H56ZM56 192H55V194H56ZM97 192V194H98V191H96ZM142 192V191H141ZM16 193L18 194V191H16ZM24 193V192H23ZM23 193H21V194H23ZM47 193V192H46ZM59 193V192H58ZM75 193V194H74ZM134 193V192H133ZM171 195H172V193L171 192H169ZM20 194V195H21ZM32 194H35V193H32ZM50 194H51V192H50ZM62 194V193H61ZM81 194H82V192H81ZM93 194V193H92ZM125 194V193H124ZM155 194H153L152 196H154ZM165 194H167V192L165 193ZM7 195V194H6ZM10 195V194H9ZM14 195V194H13ZM36 195H38V193H36ZM42 195V194H41ZM45 195V194H44ZM48 195H49V193H48ZM89 195H91V194H89ZM125 195V196H126ZM141 196H142V194H140ZM157 195H155V196H157ZM31 196V195H30ZM55 196V195H54ZM54 196L52 195L51 197H49V198H54ZM64 196V195H63ZM95 196V195H94ZM93 196V197H94ZM128 196H132V195H127L126 197H128ZM140 196V197H141ZM165 196V195H164ZM163 196V197H164ZM167 196V195H166ZM170 196V195H169ZM19 197L20 196H18V199H19ZM62 197V196H61ZM60 197V198H61ZM65 198H66V195L64 196ZM148 197H150V196H148ZM4 198H6V199H4ZM21 198V197H20ZM24 198H26V197H24ZM28 198V197H27ZM41 198V197H40ZM132 198V197H131ZM153 198H156V197H153ZM15 199H16V197H15ZM29 199V198H28ZM44 199V198H43ZM77 199H79V198H76L75 200H77ZM135 199V198H134ZM144 199V198H143ZM151 199V198H150ZM170 199V198H169ZM51 200V199H50ZM66 200V199H65ZM73 200L71 201V202H67L66 204H67V206H68V203H69V205H70V209H71V211H69V213H70V215H69V213L67 214V215H69V216H72V218L73 217H76V215L80 212V211H82V213H83V211H84V209H85V207L82 209L81 208V210H78V208L80 207V206H82V205H79L80 203H78V202H73ZM133 200V199H132ZM161 200V199H160ZM9 201V200H8ZM18 201H21L20 199L18 200ZM17 201V202H18ZM24 201V200H23ZM23 201H21V203L20 202H18V203H20L21 205H22V203H23ZM26 201V200H25ZM35 201H37V200H35ZM49 201V200H48ZM68 201V200H67ZM80 201V200H79ZM98 201V200H97ZM130 201V200H129ZM129 201L127 202V205H128V203H129ZM157 201V200H156ZM163 201V200H162ZM161 201V202H162ZM3 202V201H2ZM34 202V201H33ZM33 202H32V204H33ZM51 202H53V201H51ZM56 202H57V200H56ZM63 202V201H62ZM134 202V201H133ZM160 202V201H159ZM161 202H160V204H161ZM164 202H166V200L165 201H163V203ZM228 202H232V205H229L228 204ZM12 203V202H11ZM35 203V202H34ZM54 203H55V201H54ZM150 203V202H149ZM154 203V202H153ZM1 204V203H0ZM3 204H4V202H3ZM6 204H7V202H6ZM14 204H16V203H14ZM36 204H37V202H36ZM131 204H133V203H131ZM130 204V205H131ZM167 204H169V202L167 203ZM170 204H171V202H170ZM187 204V203H186ZM50 205V204H49ZM156 205V204H155ZM166 205V204H165ZM172 205V204H171ZM1 206H3V205H1ZM14 206V205H13ZM20 206V205H19ZM33 206H35V205H33ZM39 206V205H38ZM47 206V205H46ZM46 206H45V208H44V211H45V209H46ZM56 206V205H55ZM89 206V205H88ZM157 206V205H156ZM176 206H177V204H176ZM186 206H188V207H190V205H185V208H186ZM192 206V205H191ZM16 206H14V208H15ZM36 207V206H35ZM112 207V206H111ZM140 207V206H139ZM138 207V208H139ZM153 207V206H152ZM181 207V206H180ZM183 207V206H182ZM3 208V207H2ZM19 207L17 206V208L16 209H18ZM39 208V207H38ZM50 208V207H49ZM69 208V207H68ZM129 207H127V209H128ZM151 208V207H150ZM154 208V207H153ZM159 208V207H158ZM177 208H179V207H177ZM193 208V207H192ZM11 209H12V207H11ZM16 209H14V211H16ZM48 209V208H47ZM47 209H46V211L45 212H47ZM62 209V208H61ZM67 209V208H66ZM125 209V208H124ZM127 209L126 210H123V211H118V212H121L122 214L120 215V216H122V217H124L125 218V216L126 215H128V214H132V213H135V212H133L132 210H130L129 209V211H127ZM166 209V208H165ZM171 209V208H170ZM20 210H21V206H20ZM43 210V209H42ZM55 210H57L56 208H55ZM54 210V211H55ZM68 210V209H67ZM86 210V209H85ZM147 210V209H146ZM162 211L164 210V209H161ZM172 210V209H171ZM171 210H169V211H171ZM184 210V209H183ZM182 210V211H183ZM190 210V209H189ZM43 211V212H44ZM87 211V210H86ZM92 211V210H91ZM97 211H99V209L97 210ZM96 211V212H97ZM104 211V210H103ZM135 211V210H134ZM138 211V210H137ZM140 211H141V213L137 216V218L136 219H138V221H139V223H138V227H137V229L135 228H133L134 229V231L135 230H137L136 232V234H135V236H134V239H132L131 237L129 238V235H128V233H127V236H128V238L126 239V238H123L124 237V235H123V237L122 238H120V240H119V242H122L123 240H128V246L129 245H131V246H133V244H135L134 246H136L135 248H136V251L135 252H133V250L131 251V252H133V254H135L134 255V261H132L131 260V258L130 259H128V260H130V261H128L127 260V258H128V255L127 256H125L124 257V255L126 254L125 252H124V249H123V253H121V251H119L120 252V254L119 253H117L116 251H114V250H112L111 248H110V246H108L107 245V243H109L110 241L108 240V239H104V237L106 238V234L109 232V233H111L112 234V232H110V231H106V233H105V235H104V237L103 238H101L100 237V235L99 236H97V238H95V235L96 234H99V233H96L94 230V232H95V235H94V237H92V238H86V239H80V240H77V239H70V240H68V241H66V239L65 240H62V239H57V240H53V239H45V240H39L38 241V239H37V241H35L34 243H33V245H34V247H35V251H34V247L30 244V246H32L33 247V251H34V254H33V251L30 249V250H28L27 251V249H26V251L28 252V254L29 253H32L31 255V259L29 258V256L28 255H26V253H25V255H26V257L27 258H29V260H25L24 258L23 259H20V258H16V256H17V254H16V256L14 257V254L13 253H10L11 251H9L8 249H10V248H8L7 247V245H10L11 243H9L8 244V242L7 241H5L6 239L5 238H3L5 235H3V237L2 236H0V264H55L54 262H56V261H54L55 259H63V258H67V257H72L73 259L70 261V259L71 258H69V260H68V262L70 261L71 263H68V264H100V262H102L103 261V263L104 264H131L130 262L132 261V262H134V263H132V264H160V261L161 260H164L165 259V257H160L161 255H157L158 257H160L158 260H160L161 258V260L160 261H158V262H156L155 261V253H158V251L157 252H155V246L156 245H158L157 244V238L159 237V234L158 233H160V232H157V230H158V226H155L154 224H155V222L153 221L154 220V218H152L153 217V215H152V213H150L151 215H152V217H151V215L149 214V211H148V213H145L144 211H142L141 209H140ZM151 211V210H150ZM161 211V213H165L166 211H168V209L165 211V212H162ZM175 210H172L171 212H174ZM194 211V212H195ZM16 212H18V210L16 211ZM15 212V213H16ZM30 212V211H29ZM88 212L91 214V212L88 210ZM87 212V213H88ZM95 212V210L92 212V213H94ZM95 212V213H96ZM192 212V211H191ZM193 212V213H194ZM7 213H8V211H7ZM13 213V212H12ZM31 213V212H30ZM33 213H34V210H33ZM53 213V212H52ZM55 213V212H54ZM53 213V215H54V217H56L55 216V214ZM58 213V212H57ZM86 213V212H85ZM98 213H101L100 211L98 212ZM103 213V212H102ZM187 213H189V211H187ZM193 213H191V214H193ZM6 214V213H5ZM14 214V213H13ZM20 214H22V213H20ZM24 214V213H23ZM22 214V215H23ZM28 214V213H27ZM36 214H37V212H36ZM40 214V213H39ZM44 214V213H43ZM46 214V213H45ZM50 214V213H49ZM49 214H47L48 216H50ZM180 214H182V213H180ZM15 215V214H14ZM18 215V214H17ZM21 215V216H22ZM38 215V214H37ZM89 215V214H88ZM88 215H85V216H88ZM102 215V214H101ZM98 216L99 218L101 217H104L103 215L102 216ZM119 215V214H118ZM125 215V216H124ZM174 215V214H173ZM172 215V216H173ZM184 215V214H183ZM85 216H83V217H85ZM90 216V215H89ZM96 214L94 215V218L96 219ZM107 216V215H106ZM110 216H112V215H110ZM114 216H117V215H114ZM119 216V218L120 219H122L121 217ZM132 216V215H131ZM163 216V215H162ZM178 216V215H177ZM194 216V214L193 215H191V217H190V215L188 214V218H187V216H186V220H185V217H184V221H182L183 220V218H181V217H183V216H181L180 217V215L177 217V218H181L182 220L180 221L181 223H177V222H179V219L178 220H176V222H173V224L174 223H176V225L175 226H177V224H179L180 225V227H181V224H182V222H184L183 223V227H184V225L187 223V224H190V223H188V221L190 220V222H191V219L190 218H192ZM1 217H2V212H0V219H1ZM4 217H6V216H4ZM44 217H45V215H44ZM51 217L53 218V216H52V214H51ZM78 217V216H77ZM129 217V216H128ZM136 217V216H135ZM165 217L166 216H164V219H165ZM168 217H169V215H168ZM7 218H9V217H7ZM7 218H5V219H7ZM16 218V217H15ZM25 218V217H24ZM33 218H34V216H33ZM79 218H81V217H79ZM78 218V219H79ZM100 218V219H101ZM109 218V217H108ZM118 217H117V219H118V221L120 222V219H119ZM123 218V219H124ZM130 218V217H129ZM194 218V217H193ZM18 219H19V216H18ZM32 219V218H31ZM50 219V218H49ZM70 219V218H69ZM74 219V218H73ZM92 219H93V217H92ZM109 219H113V216L111 217V218H109ZM108 219V221L110 222V220ZM114 219H116V217H114ZM113 219V220H114ZM126 219V218H125ZM132 219V218H131ZM130 219V220H131ZM170 219H172V218H170ZM189 219V220H188ZM197 218H195V220H196ZM12 220V219H11ZM57 220V219H56ZM76 220H77V218H76ZM80 221H81V219H79ZM79 220H77L78 222H79ZM91 220V219H90ZM94 220V219H93ZM97 220V219H96ZM10 221V220H9ZM8 221V222H9ZM24 221V220H23ZM27 221H29L28 219H27ZM52 220H50V222H51ZM68 222H69V224L71 225H69V228L70 227H73V229H74V226H73V221H72V219H71V221L70 220H67ZM77 221H75V222H77ZM86 222L87 221V219H83V222ZM92 221V220H91ZM101 221V220H100ZM115 222H117L116 220H114ZM121 221H123V220H121ZM194 221V220H193ZM6 222V221H5ZM35 222H36V220H35ZM37 222H38V220H37ZM48 222V221H47ZM54 222H55V218H54ZM72 222V223H71ZM77 222V223H78ZM109 222H106V223H109ZM135 222V221H134ZM157 222V221H156ZM186 222V223H185ZM16 223V222H15ZM20 223H22V222H20ZM25 223V222H24ZM62 223H64V224H66V222H62ZM80 223V222H79ZM127 223H128V221H127ZM135 223H137V222H135ZM161 223V222H160ZM165 223V222H164ZM216 223H219L220 225H221V227L223 228L222 230H224V234L222 233L221 235V237L220 236H212L211 237V234H209L208 235V233H205V232H209L210 230L208 229V228H210L211 227V225H215L216 226ZM104 224V223H103ZM111 224V223H110ZM110 224L108 225H102L101 224V226H105L104 227V229L106 228H109L110 227ZM117 224V223H116ZM173 224L171 225V226H173ZM219 224H217V225H219ZM6 226H7V224H5ZM16 225V224H15ZM20 225V224H19ZM19 225H16V226H19ZM26 225V224H25ZM33 225V224H32ZM38 225V224H37ZM57 225H58V223H57ZM75 225V224H74ZM115 225V224H114ZM119 225V224H118ZM118 225H116V227L118 226ZM133 225V224H132ZM135 225V226H136ZM162 225V224H161ZM179 225H178V227H179ZM194 225V224H193ZM196 225V224H195ZM10 226V225H9ZM15 226V227H16ZM52 226V225H51ZM56 226V225H55ZM60 226V225H59ZM66 226V225H65ZM64 226V227H65ZM67 226H68V223H67ZM109 226V227H108ZM130 226V225H129ZM160 226V225H159ZM163 226V225H162ZM162 226H160V227H162ZM165 226V225H164ZM170 226V225H169ZM92 227V226H91ZM97 227H99L98 225H97ZM119 227V226H118ZM118 227H117V230H118ZM122 227V226H121ZM126 227V226H125ZM125 227H124V229H125ZM128 227V226H127ZM167 227V226H166ZM185 227H187L186 225H185ZM193 227V226H192ZM213 227V226H212ZM14 228V227H13ZM19 228V227H18ZM57 228V227H56ZM55 228V229H56ZM76 228V227H75ZM83 228H87V226H85V227H82V229ZM111 228V227H110ZM177 228V227H176ZM24 229V228H23ZM27 229V228H26ZM42 229V228H41ZM49 229V228H48ZM61 229V228H60ZM89 229V228H88ZM95 229V228H94ZM104 229H103V233L105 232L104 231ZM105 229V230H106ZM160 229V228H159ZM169 229H172V230H170V233L169 234H171V232H176V231H178V230H175L174 229V227L173 228H169ZM173 229H174V231H173ZM188 229V228H187ZM186 229V230H187ZM1 231H2V228L0 229ZM6 230H8V229H6ZM37 231H38V229H36ZM40 230V229H39ZM96 230V229H95ZM99 230V229H98ZM109 230V229H108ZM127 230V229H126ZM183 230V229H182ZM181 230V231H182ZM185 230V229H184ZM183 230V231H184ZM196 230V229H195ZM221 230V229H220ZM9 231V230H8ZM7 231V232H8ZM13 231V230H12ZM63 231V230H62ZM91 232V230H85V232L84 233H89V232ZM119 231V230H118ZM163 231H165V230H163ZM180 231V230H179ZM183 231H182V233H183ZM194 231V230H193ZM197 231H199V230H197ZM200 231V232H201ZM24 232H25V230H24ZM100 232V231H99ZM117 232V231H116ZM116 232H114L113 234L115 235V233ZM122 232V231H121ZM127 232V231H126ZM128 232H129V230H128ZM167 232V231H166ZM174 232V233H175ZM187 232V231H186ZM189 232H191L190 230H189ZM213 232V231H212ZM48 233V232H47ZM92 233V232H91ZM102 233V234H103ZM165 233V232H164ZM181 233V234H182ZM1 234V233H0ZM3 234V233H2ZM1 234V235H2ZM5 234V233H4ZM23 234V233H22ZM25 234V233H24ZM40 234V233H39ZM42 234V233H41ZM49 234V233H48ZM60 234V233H59ZM58 234V235H59ZM81 234H83V233H81ZM85 234V235H86ZM119 234V233H118ZM167 235H168V232L166 233ZM165 234V235H166ZM175 234H177V233H175ZM180 234V233H179ZM187 234H188V232H187ZM204 234L206 235V236H204ZM215 234V233H214ZM47 235V234H46ZM61 236H62V234H60ZM73 235H76V234H73ZM90 235V234H89ZM110 235V234H109ZM117 235V234H116ZM126 235V234H125ZM131 235V234H130ZM166 235V236H167ZM172 235H174L173 233H172ZM172 235H170V236H172ZM184 235H186V234H184ZM189 235H191V234H189ZM197 235V234H196ZM12 236V235H11ZM9 237V235H8V239H10V238H12V237ZM20 236H21V234H20ZM19 236V237H20ZM67 236V235H66ZM78 236V235H77ZM84 236V235H83ZM162 236H163V234H162ZM162 236H161V238H162ZM177 236H179V235H177ZM176 236V237H177ZM23 237H24V235H23ZM68 237V236H67ZM100 237V238H99ZM110 238H111V236H109ZM108 236H107V238H109ZM113 237V236H112ZM115 237V236H114ZM133 237V236H132ZM185 237V236H184ZM190 237V236H189ZM3 238V239H2ZM52 238V237H51ZM54 238V237H53ZM56 238V237H55ZM61 238V237H60ZM118 239H119V237H117ZM116 238V239H117ZM179 238V237H178ZM183 238V237H182ZM181 238V239H182ZM29 239V238H28ZM68 239V238H67ZM112 239V238H111ZM113 239H115V238H113ZM159 239H160V237H159ZM158 239V240H159ZM173 239H174V237H173ZM187 239H189V238H187ZM10 240H12V239H10ZM32 240V239H31ZM30 240V241H31ZM170 240H172V238H170ZM175 240V239H174ZM189 240H191V239H189ZM196 240V239H195ZM20 241H21V239H20ZM116 241H118V240H116ZM131 241H133V242H131ZM162 241V239L160 240V242ZM167 241V240H166ZM177 242H178V240H176ZM185 242H186V240H184ZM18 242V244L20 243L18 240L15 242V243H17ZM25 242V241H24ZM126 242V241H125ZM125 242H123V243H125ZM163 242V245H164V241H162ZM169 242V241H168ZM172 242V241H171ZM174 242V241H173ZM172 242V243H173ZM68 243V244H67ZM167 243V242H166ZM165 243V244H166ZM179 243V242H178ZM180 243H181V241H180ZM193 243V241L191 242V244ZM14 244V243H13ZM126 244V243H125ZM124 244V245H125ZM161 244V243H160ZM160 244H159V246L158 247H160ZM168 244V243H167ZM182 245H183V243H181ZM12 245V244H11ZM67 245L69 246V245H71V246H69V247H72L73 248V250H69V252H67L66 251V248H68L67 247ZM111 245V244H110ZM119 244H117L116 246L117 247H120V246H118ZM163 245H161V248L160 249H162V246ZM169 245H171V244H169ZM188 245V244H187ZM13 246H15V245H13ZM27 246V245H26ZM25 246V247H26ZM127 246V245H126ZM126 246H125V250H126ZM130 246V247H131ZM167 246V245H166ZM165 245H164V247H166ZM179 246L180 245H178V247H177V245H176V248H177V251H175V252H178V248H179ZM185 246H186V244H185ZM189 246V245H188ZM11 247V246H10ZM19 247V246H18ZM115 247V246H114ZM124 247V246H123ZM172 247H174V245L172 246ZM172 247H170V249H169V251L171 252V249H173ZM182 247V246H181ZM187 247V246H186ZM21 248V247H20ZM19 248V249H20ZM27 248H28V246H27ZM37 248V249H36ZM122 248V247H121ZM133 249H134V247H132ZM176 248H174V249H176ZM189 248H190V246H189ZM22 249V248H21ZM71 249V248H70ZM120 249V248H119ZM129 249V248H128ZM160 249L158 248V250L160 251ZM13 250H15V248L13 247ZM165 250H167V249H165ZM179 250H180V248H179ZM182 250H183V248H182ZM30 251H32V252H30ZM181 251V250H180ZM188 251V250H187ZM13 252V251H12ZM128 252H130V251H128ZM130 252V253H131ZM174 252V251H173ZM194 252V251H193ZM22 253V252H21ZM161 253H163L165 256H167V255H169V254H167V253H169V252H166V253H164V251H161ZM12 254V255H11ZM132 254V253H131ZM131 254H129V255H131ZM159 254H160V252H159ZM174 254L175 253H173V256H172V254H171V256L174 258L175 256H174ZM163 255V256H164ZM176 255V257H178V255L179 254H175ZM156 256V257H157ZM22 257H25V256H22ZM130 257V256H129ZM157 257V258H158ZM181 257V256H180ZM180 257H178V260L176 261V263L179 261V258ZM186 257H187V255H186ZM188 257H189V255H188ZM193 257V258H194ZM170 258V257H169ZM167 259V258H166ZM165 259V260H166ZM184 259H185V257H184ZM183 259V260H184ZM67 260V259H66ZM65 260V261H66ZM168 260H170V259H167L166 261V263L168 264ZM64 262V261H63ZM163 262H165V261H163ZM163 262H161V264H163ZM170 262H172V259H171V261ZM181 262H183V261H181ZM181 262H180V264H181ZM103 263H101V264H103ZM174 263V262H173ZM58 264V263H57ZM63 264H66V263H63ZM179 264V263H178Z\"/></svg>","mask_w":264,"mask_h":264},{"label":"rangeland","instance_id":"rangeland-1","mask_svg":"<svg viewBox=\"0 0 264 264\" xmlns=\"http://www.w3.org/2000/svg\"><path fill=\"white\" fill-rule=\"evenodd\" d=\"M31 1V0H30ZM29 0H24V2H23V4L25 5H23L22 6V8H23V14H24V16H25V23L27 24V26H25L26 24H24V31H23V33H22V35H21V37L19 38V40H20V42H21V44H22V63L24 64V65H22L23 67H25V68H23L22 66L20 67L22 70H20V68H19V70H20V72H19V70H18V72L16 71V76H18L17 75V73L19 74V75H21V74H23V75H25V76H23V75H21L20 76V78H22V79H20V80H18V78H19V76H18V78H13L12 76V74H11V78H9V81H8V83H9V89H11V93L12 94H10V91H9V94H8V97H9V99H13V97H15V94H17L16 96H19L20 98H21V96H23V99H22V102H21V99L19 98V97H16V99L14 98V100H12V102H13V104H11V100H9L8 101V104L10 103V105L12 106H9V108H8V106H7V108H5L4 109V112H6L5 113V115H9V118L7 117V121H10V122H7V123H9V125H8V127H10L9 129L10 130H12V131H9L8 130V128H7V141H9L8 143H10V144H7V142H6V144H7V146H6V150H5V152L6 153H4V154H6L5 155V163H7L6 162V160H8V159H11V160H9L10 161V163L8 162V164H6L7 166H6V173H8L9 172V176L7 175V177H8V179L7 180H9V182L8 181H6V183L5 184H8V185H6V186H8V187H5V185L3 186V187H1L2 189H3V191L5 192V197L7 198H4V199H6V200H2L3 202H4V204H3V202L2 201H0V212H2V217H1V219H0V229L2 228V231L0 230V233L2 234H0V236H2L3 237V235H5L3 238H5L6 240L5 241H7L8 242V244L9 243H11L10 245H7V247L8 248H10V249H8L9 251H11L10 253H13L14 254V257L16 256V254H17V256H16V258H20V259H25V260H29V258L31 259V256L34 254V251H35V247H34V245H33V243L35 242V241H37V239H38V241L39 240H45V239H53V240H57V239H62V240H65L66 239V241H68V240H70V239H77V240H80V239H86V238H92V237H94V235H95V232L96 233H99V234H96L95 235V238H97V236H99L100 235V237L101 238H103L104 237V235H105V233H106V231L108 232V231H110V232H112V234L111 233H107L105 236H106V238L104 237V239H108L110 242L109 243H107V245L108 246H110V248L112 249V250H114V251H116L117 253H119L120 254V252L119 251H121V253H123L122 251H123V249H124V252L126 253L125 255H124V257L125 256H127L128 255V258H127V260L128 259H130L131 258V260L132 261H134L135 259V257H134V255L135 254H133V252H135L136 251V246H134L135 244H133V246H131V245H129L128 246V240H123L122 242H119V240H120V238H122L123 237V235H124V237L123 238H128V236H127V233H128V235H129V238L131 237L132 239H134V236H135V234L137 233L136 231L137 230H135L134 231V229L136 228L137 229V225H138V223H139V221H138V219H136L137 218V216L141 213V211H140V209L142 210V211H144L145 213H148V211H149V214L150 213H152V215H153V217H152V215H151V217L152 218H154V222H155V226H158V230H157V232H160V233H158L159 234V237H160V239H159V237L157 238V244L159 243H161L160 244V247H158L159 246V244L158 245H156L155 246V252H157L158 251V253H155V261L156 262H158V261H160V260H158L160 257H165V259L167 258V259H170V260H168V264H180V262L181 261H183V262H181V264H185V262H188L187 260L188 259H190V257H191V259H192V261L191 262H193L194 260H195V252H196V244H197V242H198V240H197V237L198 236H200L201 237V235L200 234H202V231L199 229V225H197L198 224V217H196L197 216V214H196V211L194 210V207L195 206H193V204H190L191 202H173L172 200H173V198H171V197H175V196H173L174 195V193H173V188H175L176 187V185L175 184H177V183H175L176 182V179H178V168H179V166H178V163H177V157L179 156V157H181L180 155H177V154H180L179 152H181V155L183 154H185L186 153V151H187V149H188V147H189V149H191V148H195V149H197V151H201L202 153H203V156H205V153H207L208 151H206L205 150V148L206 149H208V148H211V146H209V142H207V141H210V138H212V135H210V128L209 127H207L206 128V126H207V122L208 121H206L204 118H197L196 116H198L199 117V115H198V113H197V109H199V108H201V106L203 105V102H205L206 101V103H211V102H213V98H214V94H213V92L211 91V90H206L208 93H210V94H208L206 91H205V89H204V92H203V90L201 89V87H200V85H202V79H201V77L198 75V72H196V71H198L199 70V65H198V63H200V53L198 54V52L197 51H193V53H195V55H193L192 54V52H190L188 55H191V56H188L187 58H186V56H184L185 55V53H186V51H188L186 48L188 47L187 45H189V42H188V44H186V46H184L185 44L184 43H180V42H185L186 43V38H187V36L186 35H180V36H177V35H175V37H174V35H172L173 37H171L170 36V34L169 33H164L165 34V37H167V39H171V40H167L166 42L165 41H163V40H161V38H163V37H160V36H158V35H164V34H162V33H158V34H155V35H157V37L159 38V39H155V40H153L152 42L150 41L149 42V44L147 43V41H143L142 40V42L140 41V40H135L134 42H132V44H130L131 46H130V49L131 48H133V46L135 47V49H137L138 50V48L141 46V47H143L144 46V48H139V50L138 51H140V52H138V51H133L132 49L130 50V52L132 53V51H133V55H134V53L136 52L137 54H135L136 55V59L137 60H135V56H132L133 57V59L131 60H129V61H126L125 62V64H119V63H116V62H113L114 60L113 59H115L116 57H117V52H119L120 50H121V48H118V46L120 45V44H115V48H114V50H111V48H109V47H112V43L110 44V42L109 41H106V40H108V39H106L107 37H110V36H113V37H116V35L115 34H120L121 32H119V31H121V30H117L116 28L114 29L115 31H118V33H114L115 31L114 30H112V33H111V31H105V32H107V33H104L103 34V30H99V28H95L94 26V31L93 32H96V31H99L97 34L95 33H93V32H91V31H89L90 29H92L93 27H91V25H89V23H88V19L86 20V17H88L89 18V20H91V21H89L90 22V24L92 23V25H94V22H92V21H94V20H92V18L94 19L95 18V13L99 10V9H101V7L102 6H104L105 5V3L104 2H107L106 3V5L105 6H110V4L111 3H109V2H111V1H114V0H104V1H102V4L103 5H100V2H99V5H98V3L96 4V2H97V0H96V2H95V0H88V2H86V0H85V2H86V5H85V3L84 4H82V2H84V1H82V0H76V1H80V4L78 3V2H75V1H71V0H69V1H71V3H73V2H75V3H73V4H71L68 0V3H65L64 1H66V0H62L63 1V3H61L60 2V0L58 1V0H50L51 1V3H50V5L49 6H47L46 7V9H48L47 11H52V10H54V12L56 13V16L59 14V15H64V16H57L60 20H59V25H58V27H60L59 28V31H57L58 30V28L56 27L57 25L55 24V26L53 27V25L52 24H50V23H48V25H46V26H48V27H46L45 26V24H43L44 26H42L41 28H40V30H38L35 26H34V19L32 18V16L34 17L35 15L37 16L38 14H37V9H39L40 8V10H41V5H39V3H40V0L39 1H34L35 3H33V1L32 2H30ZM57 1H58V4H57ZM92 1V2H91ZM101 1V0H100ZM133 1V4H134V0H132ZM29 2H30V6H31V3H32V5L34 4V8H32V7H30V6H28V4H29ZM36 2H37V4H36ZM39 2V3H38ZM53 2H55V5H54V7L53 6H51V5H53ZM94 3V4H91V3ZM121 4L122 2H123V0H115V3H116V5H114V7H119L118 5H119V3ZM61 3V4H60ZM70 3V4H69ZM76 3H78L79 4V7H82V6H87V3H88V8L86 7L85 9L82 7V9L83 10H86V11H84V12H87V13H84L83 12V10H82V12L85 14V15H83V18H84V20H83V18H81L82 20H83V22H81L82 20H80V25L78 24L79 22H76V18L73 16V15H75V16H77L79 13H78V10H80L81 11V9H79V7H78V4L76 5ZM132 3V2H131ZM63 4V5H62ZM65 4H68V6L69 7H72V5H74L75 6V11H76V9H77V12H74L73 14H72V12L74 11V6L72 7V10L67 6V5H65ZM82 4V5H81ZM89 4H90V6H89ZM37 5L39 6V7H37ZM61 5V6H60ZM81 5V6H80ZM132 5V4H131ZM135 5V4H134ZM26 6H28V10L26 9ZM61 8H59V7ZM84 6V7H85ZM103 7L102 9H104V8H107V7ZM137 6V5H136ZM132 6V7H130L132 10H133V8H134V10L136 9L137 10V8L138 7H140V6ZM51 7H53V8H51ZM57 9H56V8ZM77 7V8H76ZM113 6H112V8H114ZM136 7V8H135ZM37 8V9H36ZM50 8V9H49ZM55 8V9H54ZM64 8V11H62V9ZM89 8L90 9H92V10H89ZM96 8H97V10H96ZM116 8V9H117ZM36 9V10H35ZM139 9V8H138ZM33 12H32V11ZM95 11V13H94V11ZM50 11H49V13H50ZM89 11H91V12H89ZM93 11V12H92ZM28 13V14H25V13ZM71 14H70V13ZM89 12V13H88ZM31 13H33V14H35V15H30ZM78 13V14H77ZM83 13H80L79 15H78V20L80 19L79 17H80V15L81 14H83ZM90 13H92V14H90ZM30 15V18H32L33 20H32V22H30L29 20H31L28 16ZM67 15H72V16H67ZM88 15V16H87ZM93 15L94 17H91V16ZM82 16V15H81ZM85 16V17H84ZM63 17H64V19H63ZM66 17H70V19H73V20H70V19H67ZM75 18V20H74V18ZM27 19V20H26ZM29 19V20H28ZM63 20H66L65 22L63 21ZM67 21H72V23L73 22H76V23H73V24H70V22H67ZM86 21V22H85ZM27 22H30V23H32L33 25H30V24H28ZM68 23V25H69V27H70V25H72V27H73V25L74 26H76V28L74 29V27H73V29L75 30H71L70 28H72V27H70V28H68V29H66L67 27V23ZM147 22V23H146ZM85 23H87L88 24V26H90V29H88V30H85L84 32H82V33H85V34H81V31L82 30H84L83 28H85L83 25H85V26H87V24H85ZM145 23H146V27L148 26V20L147 21H145ZM78 25H79V27H78ZM29 26V27H28ZM63 26H65V27H63ZM34 27H35V29H34ZM52 27V28H51ZM78 27V28H77ZM82 27V28H81ZM145 27V28H146ZM43 28H45L46 30H47V32L49 33V35H47V32H46V30H44ZM54 28H56V29H54ZM87 28V27H86ZM29 31H28V30ZM48 29H49V31H48ZM63 29V30H62ZM64 29H66V31H69V30H71V33H72V35H73V37H76V34L75 33H77V37H82V39H85L84 41H82L81 43L84 45V43L86 42L87 43V45L85 44V49H86V46H87V50H89V51H91V53H89V51L88 52H83L82 53V55H84V53H85V55H88V54H90V57H91V54H93V56H92V59H91V61L89 60V58H87L89 61H88V64L90 63V65H89V69H88V67H87V64H85L86 65V67H85V71L86 72H90V74H88V73H86L85 74V72L83 73V74H81L82 75V77L81 76H79L80 75V72H82V71H84V70H82V68H83V62L84 61H81V59H82V55L78 52V51H76V50H78V49H76L78 46H82L79 50L80 51H84L85 49H84V47H83V45H81L80 43H79V45L78 46H75L74 47V45H72V47H71V45H70V48L68 47V46H66V44H64V43H62L63 41H61L60 39L63 37V35L64 36H69V34H70V32H68V35L67 34H65V33H67L66 31L64 32ZM79 29V30H78ZM38 31V33H33V32H35V31ZM55 30V31H54ZM79 31V34H78V32L77 31ZM96 30V31H95ZM33 31V32H32ZM43 31V33H44V35L46 36H48V38L50 37H52L53 35L54 36H58V37H56V38H59V39H55V41L57 42L56 44H49V43H47L48 41H51V40H47V42H46V39H44V37L45 36H43L42 34H41V32ZM59 33V34H61L62 35V37H60L59 36V34H57V32ZM90 32V33H87V32ZM61 32V33H60ZM63 32V33H62ZM134 32V33H133ZM144 32H145V30H144ZM30 33H32V35L30 34ZM40 33V34H39ZM52 33V34H51ZM101 33V34H100ZM123 33H126L127 35H133V37H137L136 35H134L135 33H138V32H136V31H134V30H125V31H123ZM38 34V35H37ZM75 34V35H74ZM81 34V35H80ZM87 34H89L88 36L90 37V38H92V35H93V40L92 39H90L88 36H87ZM91 34V35H90ZM108 35L106 38H105V35ZM111 34V35H110ZM115 36H114V35ZM144 33H140V35H143ZM169 34V35H168ZM172 34V33H171ZM26 35V36H25ZM50 35H52V36H50ZM84 35V36H83ZM95 35H97V36H95ZM139 34H138V36H140ZM167 35V36H166ZM27 36H28V38L29 37H31V39H33V40H31L30 38L28 39L27 38ZM40 36H41V38H40ZM43 36V37H42ZM46 36V37H47ZM86 36H87V38H86ZM99 36H101V37H104L105 38V40H104V43L103 42H97V41H95V40H97L96 38L97 37H99ZM185 36H186V38H185ZM38 37H39V39H38ZM45 37V38H46ZM85 37V38H84ZM118 37V36H117ZM168 37H170V38H168ZM181 37V39H179ZM182 37L185 39H182ZM205 37H207V36H205ZM13 38V37H12ZM11 37H10V39H12ZM53 39H54V37H52ZM51 38V39H52ZM173 38V39H172ZM175 38V39H174ZM212 37H210V39H211ZM9 39V41H11L10 43H12L14 40L16 41V40H18V38L17 39H15V38H13L14 40L12 41V40H10ZM36 39H38L39 40V42H38V40H36ZM41 39H42V41H41ZM113 39H116V38H113ZM164 39V38H163ZM29 40V41H28ZM34 40H35V42H34ZM44 40V41H43ZM109 40H112V38L110 39L109 38ZM159 41V43H158V41ZM173 40H175V41H173ZM219 40V41H218ZM14 41V42H15ZM37 41V42H36ZM94 41H95V44H94ZM116 41L117 40H114L113 41V43H116ZM136 41L137 42H139L140 41V43H136ZM172 41V42H171ZM42 42H46V44L47 45H49L50 46V50L48 49V47L49 46H47L45 43H43V45L41 44V45H39L40 43H42ZM106 42V43H105ZM108 42V43H107ZM112 42V41H111ZM118 42V41H117ZM146 42V43H145ZM160 42L162 43V44H160ZM174 42V43H173ZM90 43V44H89ZM96 43L98 44L97 46H96ZM135 43L137 44V45H135ZM154 43H155V45H157V47H155V45H154ZM156 43H158V44H156ZM165 43V44H164ZM171 43H173L175 46H173V44L172 45H170ZM25 44V45H24ZM39 45V47H38V45ZM58 44H60V45H58ZM110 44V46H107V45H109ZM140 44V45H139ZM144 44V45H143ZM146 44H148V45H146ZM164 44V45H163ZM182 44H183V47H181L182 46ZM212 44V45H211ZM219 44H221V39L220 38H217V37H213V39H211V43H210V50H209V53L211 54L215 49H217V46L219 45ZM24 45V46H23ZM37 45V46H36ZM47 46L46 48H44L43 46ZM57 47H56V46ZM62 45H65L66 47V49L67 50H65V48L62 46ZM90 45V49L88 48V46ZM95 45V46H94ZM133 45V46H132ZM146 45V46H145ZM151 45H153V46H151ZM166 45V46H165ZM169 45H170V48H169ZM180 45V46H179ZM13 46V45H12ZM28 46V47H27ZM30 46V47H29ZM33 46L35 47V49H37V47H38V50L40 51V52H42V51H45L46 49L48 50V51H51V52H53L54 53V55L52 54H50V52L49 53H47L46 52V54L44 53V52H42L41 54L44 56V57H47V55H51V56H54V57H52V58H49V59H47V61H42L43 60V57L42 58H40V56H42V55H40L39 53H38V50H32V48H33ZM40 46H42V47H40ZM91 46H94L95 47V49H94V47H91ZM101 46V47H100ZM106 46V47H105ZM116 46H117V48L118 49H116ZM172 46V47H171ZM178 46L180 47V49L178 48ZM51 47H52V49H51ZM58 47H60V48H58ZM61 47H62V50H61ZM113 47H114V45H113ZM120 47V46H119ZM147 47H148V49H147ZM150 47H152V48H150ZM60 49V50H57L56 51V49ZM64 48V49H63ZM93 48V49H92ZM165 49V50H163V49ZM178 49V57H181V58H184V60H182L181 58H177V56H176V49H175V51H172L173 49ZM182 48V49H181ZM43 49V50H42ZM45 49V50H44ZM69 49H73L72 51H74L73 53H72V51H70ZM74 49H76V50H74ZM84 49V50H83ZM96 49H98V51L96 50ZM99 49H104V50H100L99 51ZM110 49V50H109ZM113 49V48H112ZM128 50H129V48H127ZM127 49H124V50H127ZM144 49H147V51L149 52V53H147V51L146 50H144ZM152 49V50H151ZM155 49H157V51L160 49V51L159 52H157ZM164 51L163 53H162V50ZM211 49H212V51H211ZM67 51V53H64L65 51ZM92 50H94V52H97V53H92ZM96 50V51H95ZM151 50V51H150ZM168 50V51H167ZM180 50V51H179ZM36 51H37V53H36ZM55 51L57 52V54L55 53ZM61 51V52H60ZM62 51H64V52H62ZM71 52V54H73V56H75L74 58H75V62L72 64V63H70V62H73L74 61V59H72V55L70 56H68V55H66V54H68L69 52ZM102 51H103V53H102ZM115 51V53H113ZM153 51V52H152ZM182 51V52H181ZM211 51V52H210ZM60 52V53H59ZM98 52H100V53H98ZM109 52H111L113 55H111V53L109 54ZM151 52V53H150ZM28 53H29V55H28ZM33 53H35V54H33ZM64 53V54H63ZM87 53V54H86ZM142 53V56H140V54ZM161 53V54H160ZM170 53V54H169ZM173 53V54H172ZM197 53V54H196ZM58 54H60V55H58ZM62 54V55H61ZM70 54V53H69ZM107 54H108V56H107ZM139 54V55H138ZM144 54V55H143ZM147 54H151L150 56L149 55H147ZM157 54V55H156ZM182 54H183V56H182ZM186 54V55H187ZM33 55H34V58H33ZM59 57H58V56ZM65 55V56H64ZM100 55H102V57L100 56ZM106 55V56H105ZM145 55H147V56H145ZM160 55V56H159ZM164 55H165V57H164ZM168 55H170V56H168ZM176 57H175V56ZM62 56L63 57H69V58H66V62L68 61V60H70V64H72V66H73V69L72 70H68L69 68L68 67H70V69L72 68V66H66V65H69V63L67 62V63H65L64 62V58H62ZM94 56H100L99 58L98 57H94ZM115 56V57H114ZM141 58H140V57ZM145 56V57H144ZM150 58H149V57ZM58 57V58H57ZM61 57V58H60ZM77 57V58H76ZM87 57H89V55L87 56ZM94 57V58H93ZM103 57L105 58V57H107V59L105 60V59H103ZM109 57H111V59L113 60V61H111L110 60V58ZM139 57V58H138ZM153 57V58H152ZM157 57V58H156ZM198 57V58H197ZM24 58V59H23ZM31 58V59H30ZM54 58H56V61H55V59ZM81 58V59H80ZM84 58H86L85 56H84ZM82 59V60H85V59ZM102 58V59H101ZM146 58V59H145ZM163 58V59H162ZM168 58V59H167ZM170 58H172V59H170ZM194 58H196V60H194L195 62H196V64L193 62V59ZM40 59H42V60H40ZM45 59V60H46ZM59 59H62V60H60L59 61ZM68 59V60H67ZM86 59V60H87ZM97 59H99V60H101L100 62H96V61H99V60H97ZM142 59H143V61H142ZM153 59V60H152ZM161 59V60H160ZM173 59H174V61H173ZM28 60H29V62H28ZM40 60V61H39ZM49 60H51L52 62H54V66H52L53 65V63H52V65H51V67H50V65L49 64H51L50 62L51 61H49ZM86 60H85V62H86ZM94 60H96V61H94ZM103 60V61H102ZM105 60V61H104ZM107 60H110V62L109 61H107ZM133 60H134V62H133ZM169 60V61H168ZM178 60H181L183 63H179L178 62ZM198 60V61H197ZM39 61V62H38ZM42 61V62H41ZM49 61V62H48ZM57 61H59L58 63H62L61 65L62 66H60V68L62 69L63 67H65L63 70L65 71L66 69V71L64 72L63 70L61 71V72H64V73H62L61 74V72H60V74L61 75H63L64 77H61L58 73V71L56 72V70L58 69V68H56V70H52L53 71V74H52V72L50 73V72H48V71H51V68L52 69H54L53 67H55V65H56V63H57ZM81 61V63H79L80 64V66H81V64H82V66H81V68H79L78 67V65L76 64V62H80ZM147 61V62H146ZM149 61L150 62H152V64L150 63V66L148 65L149 64ZM155 61V63H153ZM156 61H158L157 62V64H156ZM168 61V62H167ZM31 62H32V64H31ZM46 62H48V63H46ZM56 62V63H55ZM113 62V63H112ZM165 62H167V63H165ZM43 65H41V64ZM170 63V64H169ZM188 63V64H187ZM48 65V70H47V72L45 71L46 69L45 68H47V65ZM63 64H65V65H63ZM77 66H76V65ZM99 64V65H98ZM128 64L130 65V66H132L130 69L128 68H125L126 66H128ZM155 64V65H154ZM164 64H167V65H164ZM180 66H179V65ZM190 64V65H189ZM30 65V66H29ZM42 66L43 67V69H41V67H39L40 69H39V71H38V66ZM46 65V66H45ZM57 65H59V64H57ZM56 65V67H58ZM75 65V66H74ZM126 65V66H125ZM133 65H134V67H133ZM154 66V68L153 69H155V66H156V69H158V67L160 68V70H161V74H160V70L158 69V70H156L155 69V71L152 69V67ZM186 65V66H185ZM188 65H189V67H188ZM192 65V66H191ZM45 66V67H44ZM90 66H91V68H90ZM97 66V67H96ZM106 66V67H105ZM107 66H109V68L107 67ZM150 68H149V67ZM168 66H169V68H168ZM177 66H178V68H177ZM77 67V68H76ZM192 67V68H191ZM59 68V69H60ZM124 68V69H123ZM134 69V71H135V73H134V71H132L133 69ZM148 68H149V70H148ZM162 68H163V70H162ZM166 68V69H165ZM38 71V72H35L36 70ZM60 69V70H61ZM77 69H81L80 71H79V73L78 74H76L77 73ZM84 69V68H83ZM93 69V71H91V70ZM132 69V70H131ZM152 71H151V70ZM182 69V70H181ZM33 70H35V71H33ZM97 70V71H96ZM176 70V71H175ZM33 71V72H32ZM43 71H44V73H46L47 75L49 74V77L48 76H46V77H48V78H50L52 75H53V77H55L56 78V75H59V79L58 78H53L52 80L54 81V80H57L58 82H60V84L58 83L57 85H59L58 87L60 88V90H59V93H61L62 91L64 92H66V83L68 82L67 80H68V73H69V75H71V73H72V77H71V79H69V83H68V86L67 87H69V85L71 84V85H74L73 86V88L71 87V85H70V87H71V89H69V88H67V90H69V91H67V92H70V93H68L69 94V97L71 98V96H73L72 94H74V93H72L71 92V90L73 91V92H75L76 93V88H81L82 87V89H80V90H82L83 92L82 93H80V91L76 94V95H74L73 96V98H75L74 99V102L76 103V99H77V103H79L80 105H78L77 106V103L75 104L73 101V103L76 105V106H74V104L72 105V106H74L73 108H75V109H73L72 108V106L71 107H69V108H67L66 107V104L64 103H62L61 102V105L62 106H58V105H60L59 103H60V101L61 100H59V103L58 102H56V104H53V103H55V102H52V103H50L51 102V100H52V98L50 99V98H48L49 97V95H48V93L49 94H51L50 92V90L48 91L47 89H49V86H48V82L47 81H49L50 82V80L48 79V78H46L45 77V75H44V73H43ZM68 71V72H67ZM128 71V72H127ZM151 71V72H150ZM156 71H158V72H156ZM32 72V73H31ZM55 72H56V74H55ZM66 72H67V74H66ZM92 72V73H91ZM123 72V73H122ZM149 72V73H148ZM164 72H166V73H164ZM168 72V73H167ZM32 74V77H30L31 76V74ZM34 73L36 74L35 76H37V74L39 73L40 75L39 76H41V73H42V77L43 78H46L45 80V83L47 84H45V86L44 87H42V89H39L40 88V86H42V84H44V83H42L43 81H38V80H41L40 78H36L37 80H35V78H34V80H32V78H33V75H34ZM95 73V74H94ZM65 74V75H64ZM74 74V75H73ZM84 74H85V76H84ZM92 74H94L93 76H92ZM102 74V75H101ZM142 74V75H141ZM155 74V75H154ZM163 74V75H162ZM188 74H189V76L190 77H187L188 76ZM30 75V76H29ZM51 75V76H50ZM55 75V76H54ZM97 75V76H96ZM149 75V76H148ZM160 75H162V77L160 78L159 76ZM194 75V76H193ZM14 76H15V73H14ZM27 76H28V78L30 79V80H28V81H31V82H26V83H22V82H25L27 79ZM68 78H67V77ZM83 76L86 78V82H85V78H83ZM158 76V82H157V77ZM176 76H177V79H173V78H176ZM197 76V77H196ZM79 77V78H78ZM87 77H89V79L87 78ZM96 78V83L94 82L95 80V78ZM153 77H155L156 79H154ZM165 77V79H162V78H164ZM171 77V78H170ZM64 78V79H63ZM66 78H67V80H66ZM76 78H77V82L78 83H76ZM83 78V79H82ZM94 78V79H93ZM193 78V79H192ZM16 79V80H15ZM75 79V80H74ZM181 79V80H180ZM190 79V80H189ZM192 79V80H191ZM22 80H24V81H22ZM64 80V81H63ZM74 80V81H73ZM91 80V81H90ZM153 80H154V82H153ZM156 80V81H155ZM169 80V81H168ZM173 80V81H172ZM175 80H177V81H175ZM179 80H180V85L179 84H177L178 82H179ZM190 81V83H189V81ZM15 81H17V82H15ZM20 81V82H19ZM56 81V82H57ZM73 81V83L74 84H72L71 82ZM82 81H84V82H82ZM174 81L176 82V83H174ZM36 82H37V84H36ZM42 83V84H39V83ZM52 82V81H51ZM62 82H64V84L62 83ZM66 82V83H65ZM88 82V83H87ZM156 82H157V84H156ZM159 82H161L160 84H159ZM164 82V83H163ZM173 82V83H172ZM196 82H197V84H196ZM13 83H15L14 85H13ZM30 83V84H29ZM31 83L32 84H34V85H32L33 86V88H32V86H31ZM55 82H53V84H54ZM83 85H82V84ZM93 83V84H92ZM95 83V84H94ZM152 83V84H151ZM16 84H18L19 86H16ZM50 84V83H49ZM53 84H51L50 86H51V90H52V92H55L56 93V90L58 91V87H56V86H52ZM63 84V85H62ZM86 84V85H85ZM154 84V85H153ZM162 84H164V85H162ZM187 86H186V85ZM36 85V86H35ZM55 85H56V83H55ZM76 85V86H75ZM88 85V86H87ZM175 85H177V88H178V91H177V88L175 87ZM184 85V86H183ZM190 85H192L191 87H190ZM11 86H15L14 87V89L11 87ZM22 86V87H21ZM31 86V90L28 88V87H30ZM35 86V87H34ZM39 86V87H38ZM64 86V88L62 89L61 87H63ZM78 86V87H77ZM80 86V87H79ZM84 86H86V87H84ZM94 86V87H93ZM158 86H160V88L158 87ZM162 86H164V88L162 87ZM182 87V88H180V87ZM197 86V87H196ZM38 87V88H37ZM46 87H48L47 89H46ZM55 87V88H54ZM93 87V88H92ZM154 87V88H153ZM155 87L157 88V89H155ZM168 87V88H167ZM15 88L16 89H18V90H16V92L17 93H15L14 94V92H15ZM52 88H54L55 89V91H53V89ZM75 88V89H74ZM85 90H84V89ZM176 88V89H175ZM179 88L181 89V90H179ZM187 88V89H186ZM192 88H193V91H192ZM196 88H198V90H196ZM34 89H35V92H34ZM96 89V90H95ZM149 89V90H148ZM160 90V92H161V89H162V91L163 90H166L165 92H163V93H160V92H156V91H159ZM183 89V90H182ZM189 89V90H188ZM199 89H200V91H199ZM62 90V91H61ZM150 90H151V92H150ZM155 90V91H154ZM175 90L177 91V92H175ZM41 91V92H40ZM45 91H47V92H45ZM90 91H92V95L95 97L96 96V100H98V101H96V103H97V107L95 106V104H91L92 106H90L89 105V107L86 109L85 108V106H88V103L90 104L93 100H92V98H91V94H89V92ZM182 91V92H181ZM183 91H184V93H183ZM198 91V92H197ZM23 93V95H22V93ZM32 92V93H31ZM33 92H34V94H33ZM44 92H45V94H44ZM64 92V93H65ZM86 92H88V94H86ZM171 92V93H170ZM196 92V94H194ZM37 94V96H36V94ZM42 93V94H41ZM47 93V94H46ZM58 93V92H57ZM83 93H85V94H83ZM96 95H95V94ZM100 93V95L102 96H100V95H98V97H97V94H99ZM166 93L167 94H169V95H171L170 97H172V98H170L168 95H166ZM183 93V94H182ZM186 93H189L188 95L186 94ZM199 93V94H198ZM201 93V94H200ZM14 94V95H13ZM67 94V93H66ZM71 94V95H70ZM81 94V95H80ZM150 94V95H149ZM162 94V95H161ZM180 94V95H179ZM207 94H208V96H207ZM13 95V96H12ZM33 95H35L34 96V98H33ZM42 95V96H41ZM87 95H89L90 97H87ZM156 95V96H155ZM161 95V96H160ZM164 95V96H163ZM212 95V96H211ZM25 96V97H24ZM29 96H30V98H29ZM38 96H40L39 98H38ZM54 96V95H53ZM76 96H80L81 97V99L82 98H84V97H86L85 99H83L82 100V102H81V100L79 99L80 97H76ZM165 96H168V98L167 97H165ZM200 96H202V98L200 97ZM32 97V98H31ZM99 97H101L100 99H99ZM153 97V98H152ZM156 97H158V98H156ZM190 97H192L191 99H190ZM36 98H37V102L35 101L36 100ZM43 98V99H42ZM48 98V99H47ZM73 98H71V100L73 99ZM92 100H90V99ZM152 98V99H151ZM159 98H160V102L158 101L159 100ZM162 98V99H161ZM163 98H165L166 99V101H165V99L163 100ZM195 98V99H194ZM198 98V99H197ZM18 99L20 100L19 102H20V104H18ZM32 99H35V100H32ZM40 99V100H39ZM42 99V100H41ZM54 99V98H53ZM79 99V100H78ZM152 101H151V100ZM156 99V100H155ZM188 99V100H187ZM203 99H204V101H203ZM209 101H208V100ZM17 100V101H16ZM48 100H50V102L48 101ZM88 100H90V101H88ZM103 100V101H102ZM161 100H163V104H164V106H160V104L162 103V101ZM169 100H171L170 102H169ZM185 100H186V102H185ZM192 100V101H191ZM31 101V102H30ZM157 101V102H156ZM190 101V103H188ZM211 101V102H210ZM14 102H15V104H14ZM17 102V103H16ZM28 102H30V103H28ZM34 102V103H33ZM36 102V103H35ZM87 104V105H84L85 103ZM94 102V101H93ZM185 102V103H184ZM192 102H193V106H192ZM197 102V103H196ZM46 103H48V106H46L45 108H44V106L46 105ZM83 103V104H82ZM95 103V102H94ZM165 103H166V106H165ZM170 103V104H169ZM174 103V104H173ZM182 103V104H181ZM184 103V104H183ZM50 104H51V107H53L54 105L56 106V108H55V106L53 107V108H50ZM152 104V105H151ZM154 104V105H153ZM191 104V105H190ZM15 105H17V108H19V109H16V106ZM18 105L20 106V107H18ZM42 105V106H41ZM64 105V106H63ZM81 105H83L84 106V109L82 108V106ZM170 105V106H169ZM21 106H23V107H21ZM35 106H37V107H35ZM59 108H58V107ZM94 106V107H93ZM14 107V108H13ZM30 107V108H29ZM41 107V108H40ZM42 107H43V109H42ZM49 107V108H48ZM62 107V108H61ZM91 107V108H90ZM96 107V108H95ZM178 109H177V108ZM183 109H182V108ZM194 107V108H193ZM83 110H82V109ZM89 108H90V110H89ZM177 110H176V109ZM11 109V110H10ZM14 109H15V112H14ZM47 109V110H46ZM51 110L50 111V113H47V112H49L48 110ZM55 110V112L52 114V110ZM60 110V113H59V111H57V110ZM63 109H64V111L66 112V113H69L70 111H72V113H71V119H73V122L74 121H76L75 123H74V126H75V124L76 125H78V126H73L72 124H73V122H72V124H70V125H72L73 126V128H75V132H74V136H72V140H73V137H74V140L76 139L77 141H79V145H72L73 144V141H71L72 142V144L70 145V146H72V147H70L69 145L67 146V145H65V143H67V142H65V143H63L64 144V147H65V149H64V151L66 152L67 150L66 149H68L69 147H70V149H68L71 153H69V155H68V153L66 154V155H68L67 157L69 158L70 157V159L69 160H73L71 157H73V158H75V160H77V161H71V162H73L75 165H74V167L76 168V169H74L75 170V172L77 171V173H80L79 171L80 170H82L83 168H82V166H84V169H85V167H86V170H87V168H88V170L86 171V172H84V174L83 175H85V177H83L82 176V178L81 179H85L86 177V181H87V183H84V185L82 186V188H81V183H77L76 181H74V177H72V176H70L66 171H60V169L59 170H56L55 169V171L54 170H50V167L52 168V166H53V164L56 162L57 163V161L59 162V164L62 162V164L61 165H65V164H69L70 162L67 160L68 158H65V159H63V152H62V157L60 156V155H58L57 154V151L56 150H54L55 149V145H57V144H59L61 141H62V139H61V137H63V136H61V134L59 133V131H58V134L56 133V129H57V122L56 121H54V122H51L52 121V119L55 117V116H58L59 117V115H61V113L63 112ZM65 109H68L67 111L65 110ZM86 109V111L87 112H89V113H82V112H85L84 110ZM94 109V110H93ZM97 109L98 110H100V111H102V112H104V114H106L105 116H106V119H105V117H102V116H100L99 117V119H97V117L95 116L96 115V112L95 111H97ZM189 109V110H188ZM13 110V111H12ZM47 112H46V111ZM117 110H118V112H121V111H123V113H125L128 117H129V122L127 121V124H126V126L124 127V126H122V124L123 123H121V121L120 120H117V119H110V121H111V123H109L108 121H109V118H108V116L109 115H111L112 113L113 114H116V115H118L117 113ZM156 110V111H155ZM188 110V111H187ZM30 111H31V113H30ZM57 111V112H56ZM74 111H75V115H79L78 116V120L76 119V117L77 116H73L74 115ZM168 111V112H167ZM35 112H37V114L35 113ZM44 112V116H43V113ZM64 112V113H65ZM95 114H94V113ZM110 112H112V113H110ZM196 112V113H195ZM12 113H14V115L12 114ZM21 113V114H20ZM30 114V116H28V117H30V119H28V117H26L27 115L26 114ZM40 113V114H39ZM79 113V114H78ZM82 113V114H81ZM93 113V114H92ZM194 113H195V117H194ZM209 113H210V111H209ZM28 114V115H29ZM46 114V115H45ZM48 114V115H47ZM55 114H57V115H55ZM82 116H81V115ZM107 114H109V115H107ZM189 114V115H188ZM84 115V116H83ZM169 115H171V116H169ZM191 115V116H190ZM12 116V117H11ZM14 116V117H13ZM31 116H34V117H36V116H39V117H37V118H34V117H31ZM49 116H54L53 118L51 117V119H49L48 121H47V118L46 117H49ZM63 116V115H62ZM88 117V119H87V117ZM140 116V117H139ZM144 116V117H143ZM147 116L148 117H150L149 119L147 118ZM159 116V117H158ZM162 116H164L163 118H162ZM27 118V119H25V118ZM72 117H74V118H72ZM83 117V118H82ZM93 117H94V119H93ZM158 117V118H157ZM22 118V119H21ZM32 118V119H31ZM44 120H43V119ZM62 118V117H61ZM60 118V119H61ZM80 118V119H79ZM90 118H91V120H90ZM105 120H104V119ZM107 118H108V120H107ZM131 118H133L132 120H131ZM142 118V119H141ZM153 118H155V119H153ZM189 118V119H188ZM196 118V119H195ZM18 120V121H16V120ZM25 121H24V120ZM34 119V120H33ZM38 119V120H37ZM86 119H87V121L92 125V127H91V125L89 126L88 125V122L86 121ZM139 119H141L142 121H140ZM143 119L144 120H146V121H143ZM151 119V120H150ZM158 119V120H157ZM200 121H198V120ZM14 120L17 122H14ZM21 120H23V121H21ZM26 120H28V122H32V124L33 123H35L36 121V125H34L33 124V126H34V128H35V126L37 127V129L35 128V129H32L31 131H30V129H31V127H30V125H31V123L28 125V123H27V121ZM41 120V121H40ZM54 120V119H53ZM98 120H100L99 122V126H100V129H99V126H98V123H97V121ZM116 122H114V121ZM188 120V121H187ZM193 120H195V121H193ZM44 121V122H43ZM48 122V124H47V126L46 125H44V124H46L47 122ZM70 121V120H69ZM69 121H67V122H69ZM102 121V122H101ZM119 121V122H118ZM137 121V122H136ZM156 121V122H155ZM193 121V122H192ZM41 122V123H40ZM46 122V123H45ZM71 122V121H70ZM95 123V125H94V123ZM107 122V123H106ZM203 122V123H202ZM52 123V124H51ZM106 123V124H105ZM129 123V124H128ZM139 123V124H138ZM147 123L149 124L148 126H147ZM159 123V124H158ZM188 123H189V125H188ZM197 123V124H196ZM16 126H15V125ZM22 124H24V125H22ZM27 124V125H26ZM41 124L43 125V127L41 126ZM101 124V125H100ZM113 124V125H112ZM120 124V125H119ZM141 124V125H140ZM155 124H157V125H155ZM194 124V125H193ZM201 124V125H200ZM203 124V125H202ZM11 125V126H10ZM17 125L19 126V127H17ZM21 125V126H20ZM81 125V126H80ZM110 125H112L111 127H109ZM118 125V126H117ZM134 125V126H133ZM160 125V126H159ZM180 125V126H179ZM191 125V126H190ZM23 126V128L24 129H26V132H25V130L23 131V128H21ZM29 126V127H28ZM32 126V125H31ZM49 126V127H48ZM86 126H88V127H86ZM96 126H98V127H96ZM115 126V127H114ZM129 126V127H128ZM144 126V127H143ZM146 126H147V128H146ZM163 126H165V127H163ZM178 126V127H177ZM187 126V127H186ZM189 126V127H188ZM27 127H28V129H27ZM47 127H48V129L50 130L51 129V131L50 132H45V131H47L48 129H47ZM53 127H55V129L53 130ZM77 127H78V129L79 128H81V127H83V128H81V129H77ZM90 127H91V129H90ZM102 127V128H101ZM105 127V128H104ZM113 127V128H112ZM136 127H138V128H136ZM141 127V128H140ZM158 127V128H157ZM192 127H194V128H192ZM17 130H16V129ZM19 128H21V129H19ZM33 128V127H32ZM41 128H45V129H43V130H40ZM97 128V129H96ZM124 128H126L125 129V132L129 135L128 137H129V143H130V141H131V143L133 144L134 142V144H133V146H134V148H133V150L135 151H133L131 154H133V155H131V156H135L136 155V153H139L140 152V154H138V155H136L135 156V158L134 159H132L133 161H132V165H131V173H130V179H129V177L127 178V176H125V180H128L129 179V181H127L128 182V185L130 184V187L131 188H129V186H127V184H125L126 182H125V180H124V183H123V185L120 187V188H117V189H110L109 188V181H108V179H105L104 177H102L101 176V166L102 165H104V164H108V163H110L109 161H104V160H99L98 158L101 156V153H99L101 150L99 149L100 147H99V145H97L101 140V138L102 137H105V138H107L105 141H107V142H109V143H111V144H114V142L115 143H118V142H120V141H118V140H121V132L123 131V129ZM136 128V129H135ZM139 128H140V130H139ZM157 128V129H156ZM161 128V129H160ZM20 131H19V130ZM83 129H85L84 131H82L81 132V130H83ZM89 129V130H88ZM113 129V130H112ZM129 129V130H128ZM147 129V130H146ZM37 130H39V132L37 131ZM76 130H77V132H76ZM148 130H150V131H152V132H150V131H148ZM19 131V132H18ZM29 131V132H28ZM35 131L36 132H38L39 134H40V132L41 133H43V134H41V135H44V136H41L42 138H44L45 136H46V138H44V140L42 141V139H41V137L37 134V133H35ZM110 131V132H109ZM113 131V132H112ZM116 131V132H115ZM157 131H161V133L159 132V134H158V132ZM201 131H203L202 133H203V135H202V133H201ZM11 132H12V134H11ZM31 132V133H30ZM32 132H34V133H32ZM85 132V135L84 134H82V133H84ZM88 132V133H87ZM247 132V131H246ZM10 133V134H9ZM14 133H15V136H18L19 138H17L16 137V139H15V136H14ZM16 133H19V135H17ZM21 133V134H20ZM27 133H30V134H27ZM45 133H47L48 134V136L47 135H45ZM79 133V134H78ZM89 133H91V134H89ZM95 133V134H94ZM131 133V134H130ZM33 134V135H32ZM57 135V137H56V139H55V136ZM60 134V135H59ZM84 135V136H82V135ZM97 134V135H96ZM102 134L104 135V136H102ZM147 136H146V135ZM159 135V136H156V139L157 140H155L154 139V137H155V135ZM193 136H192V135ZM208 136H207V135ZM11 135V136H10ZM27 136V137H25V136ZM29 135H31L30 136V138H32V137H34V135H35V139H29ZM54 135V136H53ZM91 136V139H94V140H89L90 138H89V136ZM101 135V136H100ZM108 135V136H107ZM109 135H111V136H109ZM142 135H143V137H142ZM145 135V136H144ZM148 135H149V137L150 138H147L148 137ZM202 135V136H201ZM22 136H24V137H22ZM37 136H39V137H37ZM58 136L60 137V139L58 138ZM76 136H78V137H76ZM81 136V137H80ZM107 136V137H106ZM162 136V137H161ZM165 136H166V142L164 143L163 141H164V139H165ZM168 136V137H167ZM205 136V137H204ZM211 136V137H210ZM39 139L40 138V140H37V138ZM48 137V138H47ZM94 137V138H93ZM99 137H100V139H99ZM131 137H133V138H131ZM141 138V139H143L144 141H142L141 139L138 141V143H137V139L136 138ZM152 137H153V139H152ZM170 137V138H169ZM175 137V138H174ZM183 137V138H182ZM195 137H197V139L200 141V143H198L197 142V139L195 138ZM28 138V139H27ZM78 138V139H77ZM105 138H102V141L101 142H103V139H105ZM131 138V139H130ZM158 138H160L159 140H158ZM163 138V139H162ZM174 138V140H177V139H179V141H181L182 139H184V138H186V139H184V140H186V141H189V142H187L186 143V141L184 142V140H183V142L181 141V142H179L178 140L177 141H175V143H174V146L175 145H177L178 144V150H177V147H175L174 148V146H169V144H172V140L171 139H173ZM202 138V139H201ZM206 138V139H205ZM25 139V142H27V143H24V141H22V140H24ZM47 139V140H46ZM64 139V138H63ZM88 139V140H87ZM147 139V140H146ZM168 139L171 141V142H169L168 141ZM189 139V140H188ZM203 141H201V140ZM16 140H17V142H16ZM37 140V141H36ZM54 140V141H53ZM55 140H57L56 142L57 143H55ZM82 140V141H81ZM83 140H87V141H84L83 142ZM96 140V141H95ZM100 140V141H99ZM148 140H150V141H148ZM153 140V141H152ZM174 140H173V142H174ZM192 140H193V142H192ZM194 140L196 141V143L194 142ZM207 140V141H206ZM21 141H22V143H21ZM31 141V143H33V146L31 145V143H29L30 145H28V148H26L27 146V144H28V142H30ZM157 141V142H156ZM13 142V143H12ZM46 142H48L49 143V145L46 143ZM98 142V143H97ZM140 142H144L143 144L142 143H140ZM169 144H168V143ZM192 142V143H191ZM16 145H15V144ZM38 143V144H37ZM42 143H45V144H43L44 145V147H42L40 150H36V148H38V145L41 147V144ZM68 143H70V142H68ZM67 143V144H68ZM149 143V144H148ZM168 145H167V144ZM183 143V144H182ZM185 143V144H184ZM200 145H198V144ZM19 146H18V145ZM82 144V145H81ZM100 144V143H99ZM132 144H131V146H132ZM138 144V145H137ZM152 144V145H151ZM208 144V145H207ZM21 145H24L23 147L21 146ZM35 145V146H34ZM90 145L92 146V148L90 147ZM150 145L152 146V148L155 146V145H158V146H160L159 148H157L156 146L154 147V148H157L155 151H158V152H156V153H159V152H161V151H165V150H169L170 149V147H171V149H170V151H168V152H170L171 153V155H176L175 157H171V158H173L172 160L173 161H171V167L172 168H170L169 167V169H167L168 171H165L163 174H162V176H166V178L168 179L167 181H165V182H163V183H159L158 185L157 184H154L153 183V177H154V174H152V172L150 173V170H146V171H144V173H143V171L142 170H140V169H138V167H139V164L138 163H140V161H139V158L141 157V158H143L142 159V161H144V159H146L147 157H148V154H147V152L148 153H154V152H152L153 150H150V152L148 151V149H150ZM154 145V146H153ZM167 145V146H166ZM173 145V144H172ZM180 145H182V146H180ZM183 145H185V146H188V147H185V146H183ZM191 145H193V146H191ZM195 145H197V146H195ZM204 145H206V146H204ZM31 148H30V147ZM50 148V150H49V148ZM58 146V145H57ZM56 146V147H57ZM84 146V147H83ZM132 146V147H133ZM138 146L140 147V149H137L138 148ZM145 146V147H144ZM163 146V147H162ZM191 146V147H190ZM195 146V147H194ZM209 146V147H208ZM21 147V148H20ZM32 147H33V149L35 148V150H33L32 149ZM47 147V148H46ZM96 149H95V148ZM98 147V148H97ZM144 147V149H142ZM167 147H169V149L166 148ZM205 147V148H204ZM7 148H9L8 150H7ZM20 148V149H19ZM44 148V149H43ZM76 148H79V149H76ZM86 148H91V152L89 151L90 149H88V151L90 152V155H89V157H88V154H89V152L87 151L86 152ZM146 148H147V150H146ZM180 148H181V150H180ZM24 149V150H23ZM32 149V150H31ZM39 149V148H38ZM47 149V150H46ZM83 149H85L84 151H83ZM95 149V150H94ZM175 149V150H174ZM183 149V150H182ZM29 150H30V152H29ZM44 150V151H43ZM77 151V153H75L76 151ZM140 150V151H139ZM206 152H205V151ZM13 151V152H12ZM28 151V152H27ZM42 151V152H41ZM48 151H50V153L48 152ZM53 151V152H52ZM54 151H56V152H54ZM69 151H67V152H69ZM73 151V152H72ZM84 153H86L87 154V157H85V159H84V156H86V155H83L82 156V154H84ZM94 151V152H93ZM96 151V152H95ZM137 151V152H136ZM143 151V152H142ZM177 151H179V152H177ZM183 151V152H182ZM38 152V153H37ZM41 154H40V153ZM49 154H48V153ZM102 152V151H101ZM9 153V154H8ZM26 153V154H25ZM95 153H96V156H97V158H96V156H94L95 155ZM134 153H135V155H134ZM201 153V154H202ZM32 154H33V156H32ZM37 154V156H35ZM38 154H40L41 156H43V157H41V158H43V159H41L40 157H38V156H40V155H38ZM64 154V156H66ZM93 156H92V155ZM143 154V155H142ZM24 155V156H23ZM31 155V156H30ZM49 155V156H48ZM51 155V156H50ZM53 155H55V157L53 156ZM77 155H80V156H77ZM182 155V156H183ZM23 156V157H22ZM29 156H30V158H31V160L30 159H28L27 160V158H29ZM48 156V157H47ZM60 156V157H59ZM140 156V157H139ZM50 157V158H49ZM7 158V159H6ZM14 158V159H13ZM24 158V159H23ZM37 158V161H38V159H39V161L37 162V161H35V159ZM48 158V159H47ZM58 158V159H57ZM60 158H62L63 160H61ZM81 158V159H80ZM87 158V159H86ZM89 158H91V159H89ZM93 158L94 159H98V161H96V160H93ZM176 158V160L174 161V159ZM18 159V160H17ZM41 159V160H40ZM60 159V160H59ZM79 159V160H78ZM89 159V160H88ZM136 159V160H135ZM12 160H14L13 162H12ZM33 160H34V163H33ZM48 160V161H47ZM50 160V161H49ZM88 160V162H85V164H84V161H87ZM32 162V163H30V162ZM42 161H43V163H42ZM61 161V162H60ZM63 161H66V163H64ZM83 161V162H82ZM91 161L93 162V163H91ZM90 162V163H89ZM97 162V163H96ZM30 163V164H29ZM86 163H88V165L86 164ZM138 164V167H136L137 166V164ZM19 164V165H18ZM22 164V165H21ZM44 166H43V165ZM45 164H49V166H46L45 167ZM58 163H57V166L59 165ZM91 164V165H90ZM172 164H174V165H172ZM176 164V165H175ZM10 165V168H8L9 170L7 171V167ZM15 166V169H14V166ZM40 165V166H39ZM60 165V166H61ZM79 165V166H78ZM90 165V166H89ZM96 165H98L97 167H98V170H96L95 169V167H96ZM185 165V164H184ZM183 165V166H184ZM13 166V167H12ZM17 166V167H16ZM30 166V167H29ZM34 166V167H33ZM124 166H125V164H124ZM24 167H26V168H24ZM49 168V170H47L48 168ZM94 167V171L96 170L97 172H98V177H97V175H96V173L97 172H95V173H91V172H94L93 170H92V168ZM174 167V168H173ZM186 167V166H185ZM185 167L183 168V170H186L185 169ZM206 167V166H205ZM24 168V169H23ZM30 168H31V170H30ZM36 168V169H35ZM57 168V167H56ZM91 169V172H89L90 171V169ZM14 169V170H13ZM39 169V170H38ZM42 169H44V170H42ZM77 169H80V170H77ZM83 169V170H84ZM175 169L177 170V171H175ZM27 170V171H26ZM192 169H190V171H191ZM10 171L11 172H13L14 171V173H10ZM31 171H33V172H31ZM42 171V172H41ZM19 172V173H18ZM45 172V173H44ZM48 172H50V173H48ZM52 172H53V175H52ZM75 172H73V173H75ZM82 172V171H81ZM142 172V173H141ZM172 172H174V173H172ZM24 173V174H23ZM31 173V174H30ZM86 173H88V174H86ZM169 174V177H168V174ZM176 173V174H175ZM40 176H39V175ZM66 174H67V178H66ZM95 174V175H94ZM150 174L152 175L151 177H149L150 176ZM172 174V175H171ZM173 174H175V175H173ZM11 175V176H10ZM13 175V176H12ZM17 175V176H16ZM26 175H28L27 177H26ZM58 175V177H59V179L57 180L56 178H54V180H53V177H56ZM61 175H62V178L63 177H65L64 179H62L61 178ZM80 175H82V174H80ZM88 175V176H87ZM145 175V176H144ZM15 176V177H14ZM23 176V177H22ZM25 176V177H24ZM34 176V177H33ZM41 176H43V177H41ZM89 176H92L91 178H92V180H93V178L94 179H96V180H94L93 182H95L94 184L92 183V185H90L91 183L90 182H92L91 181V178L89 177ZM93 176H96V177H93ZM170 176H171V178H170ZM12 177V178H11ZM16 177H17V179H16ZM20 177V178H19ZM22 177V178H21ZM40 177V178H39ZM69 177H70V179L71 180H68L69 179ZM144 177V178H143ZM173 177V178H172ZM43 178H44V180H43ZM62 180H61V179ZM80 178H79V180H80ZM88 178H89V180H88ZM134 178V179H133ZM147 178V179H146ZM16 180V182L14 181V180ZM18 179H21V180H19L18 181ZM37 179H39V180H37ZM52 179V180H51ZM55 179L59 182V180H61V182H57V184L55 183L56 181H55ZM144 179H145V181H144ZM174 179V181H172ZM34 182H33V181ZM36 180V181H35ZM66 182V180H67V182L69 181V184L68 183H65L64 181ZM169 180H171L172 182H171V184H170V181ZM13 181V182H12ZM17 181L20 183V182H22L23 181V183H20V184H22V189L21 188H19V187H21V185L19 184L18 185V183H17ZM26 181H27V183H26ZM46 181V182H45ZM50 181V182H49ZM137 181H138V184H137ZM144 181V182H143ZM146 181H147V183H146ZM150 181V182H149ZM26 184H25V183ZM72 182H74L73 183V186H72ZM75 182L77 183L76 185H74L75 184ZM80 182H82V181H80ZM98 182V183H97ZM174 182V183H173ZM17 184V186L16 185H14L13 186V184ZM33 183V184H32ZM39 183V184H38ZM49 183V184H48ZM63 183V184H62ZM169 183V184H168ZM11 184V185H10ZM28 184H31V185H28ZM55 184H56V186H55ZM65 184H67L66 186H65ZM78 184H80V185H78ZM82 184H83V182H82ZM97 184H98V187H97ZM144 184V185H143ZM150 184H151V187H149L150 186ZM153 184V185H152ZM166 184V185H165ZM37 185H39V186H37ZM48 185V186H47ZM53 185V186H52ZM60 185H61V187H60ZM69 185H70V187H69ZM94 185V186H93ZM132 185H134L133 187V191H132ZM147 185V186H146ZM154 185H157V186H165V188L163 189V187L161 186L160 188H158L160 191H162V194H163V196L162 195H157V194H155L154 192H152L153 191V189H154ZM167 185H168V187H169V189H167L166 190V188H168L167 187ZM29 186V187H28ZM45 186V187H44ZM49 186H51V187H49ZM55 186V187H54ZM68 186V187H67ZM71 186H72V188H74V190H72V188H71ZM75 186H77V187H75ZM96 186V187H95ZM127 186V187H126ZM173 187V188H171V187ZM12 187V188H11ZM15 187H18V188H15ZM28 187V188H27ZM34 187V188H33ZM52 187H53V189H52ZM59 187V188H58ZM79 187H80V190L81 191H79ZM41 188V189H40ZM42 188H43V190H42ZM48 188V189H47ZM76 188V189H75ZM84 188V189H83ZM86 188V189H85ZM126 188V189H125ZM128 188H129V190L130 191H132L131 192V194L129 193V191H128ZM139 188V189H138ZM142 188H143V190H142ZM150 188V189H149ZM5 189V190H4ZM8 189H10V190H8ZM19 189V190H18ZM70 189L74 192L75 191V193H76V191L78 192V193H76V195L77 196H75L76 198H79V199H77V200H73V199H68L67 197H68V195L67 194H69V192H70ZM84 191H83V190ZM147 189V190H146ZM162 189V190H161ZM172 189V190H171ZM15 191V192H13V191ZM65 190H67V191H65ZM68 190H69V192H68ZM86 190V191H85ZM125 190V191H124ZM146 190V191H145ZM149 190H151L150 191V195H149ZM2 191V192H3ZM16 191H18V194L16 193ZM33 191V192H32ZM35 191V192H34ZM54 191V192H53ZM57 191V192H56ZM71 191V192H72ZM96 191H98V194H97V192ZM126 191H128L127 192V195L129 194V195H132V196H128V197H126L127 195H126ZM142 191V192H141ZM24 192V193H23ZM35 193V194H32V193ZM47 192V193H46ZM50 192H51V194H50ZM53 192V193H52ZM55 192H56V194H55ZM59 192V193H58ZM81 192H82V194H81ZM134 192V193H133ZM167 192V194H165ZM169 192H171L172 193V195L169 193ZM21 193H23V194H21ZM36 193H38V195H36ZM48 193H49V195H48ZM62 193V194H61ZM74 193V194H75ZM93 193V194H92ZM125 193V194H124ZM7 194V195H6ZM10 194V195H9ZM14 194V195H13ZM21 194V195H20ZM42 194V195H41ZM45 194V195H44ZM89 194H91V195H89ZM140 194H142V196L140 195ZM153 194H155V195H157V196H152ZM31 195V196H30ZM54 196V198L52 197V198H49V197H51V196ZM66 195V198L64 197V196ZM95 195V196H94ZM126 195V196H125ZM167 195V196H166ZM170 195V196H169ZM18 196H20L19 197V199L21 200V201H23V203H22V205L20 204L21 203V201H18L19 199H18ZM62 196V197H61ZM94 196V197H93ZM141 196V197H140ZM148 196H150V197H148ZM15 197H16V199H15ZM24 197H26V198H24ZM29 199H28V198ZM41 197V198H40ZM61 197V198H60ZM132 197V198H131ZM153 197H156V198H153ZM44 198V199H43ZM135 198V199H134ZM144 198V199H143ZM151 198V199H150ZM170 198V199H169ZM51 199V200H50ZM66 199V200H65ZM133 199V200H132ZM161 199V200H160ZM9 200V201H8ZM26 200V201H25ZM35 200H37V201H35ZM49 200V201H48ZM56 200H57V202H56ZM68 200V201H67ZM73 200V202H78V203H80L79 205H82V206H80L79 208H78V210H81V208L83 209L84 207H85V209L87 210H85L84 209V211H83V213H82V211H80L77 215H76V217H73L72 218V216H69L70 215V213H69V211H71V209H70V205H69V203H68V206H67V202H71ZM80 200V201H79ZM98 200V201H97ZM130 200V201H129ZM157 200V201H156ZM165 201L166 200V202H164L163 203V201ZM20 202V203H18V202ZM35 203H34V202ZM51 201H53V202H51ZM54 201H55V203H54ZM63 201V202H62ZM129 201V203H128V205H127V202ZM134 201V202H133ZM161 202V204H160V202ZM6 202H7V204H6ZM12 202V203H11ZM32 202H33V204H32ZM36 202H37V204H36ZM150 202V203H149ZM154 202V203H153ZM169 202V204H167ZM170 202H171V204H170ZM14 203H16V204H14ZM131 203H133V204H131ZM190 205V207H188V206H186V208H185V205ZM50 204V205H49ZM131 204V205H130ZM157 206H156V205ZM166 204V205H165ZM176 204H177V206H176ZM228 204L229 205H232V202H228ZM1 205H3V206H1ZM16 206L15 208H14V206ZM21 206V210H20V206ZM33 205H35V206H33ZM39 205V206H38ZM47 205V206H46ZM56 205V206H55ZM89 205V206H88ZM192 205V206H191ZM17 206L19 207L18 209H16L17 208ZM45 206H46V209H47V212H45L46 211V209H45V211H44V208H45ZM112 206V207H111ZM140 206V207H139ZM154 208H153V207ZM181 206V207H180ZM183 206V207H182ZM3 207V208H2ZM11 207H12V209H11ZM39 207V208H38ZM50 207V208H49ZM69 207V208H68ZM127 207H129L128 209H127ZM139 207V208H138ZM151 207V208H150ZM159 207V208H158ZM177 207H179V208H177ZM193 207V208H192ZM55 208L57 209V210H55ZM62 208V209H61ZM68 210H67V209ZM125 208V209H124ZM166 208V209H165ZM175 210L174 212H171L172 210ZM196 208V207H195ZM14 209H16V211L18 210V212H16V211H14ZM43 209V210H42ZM99 209V211L101 212V213H98L99 211H97ZM127 209V211H129V209L130 210H132L133 212H135V213H132V214H128V215H124L125 216V218L124 217H122V216H120L122 213L121 212H118V211H123V210H126ZM147 209V210H146ZM161 209H164L163 211L161 210ZM168 209V211H166ZM184 209V210H183ZM190 209V210H189ZM33 210H34V213H33ZM55 210V211H54ZM88 210L91 212V214L88 212ZM92 210V211H91ZM95 210V212L94 213H92L93 211ZM104 210V211H103ZM135 210V211H134ZM138 210V211H137ZM151 210V211H150ZM169 210H171V211H169ZM183 210V211H182ZM7 211H8V213H7ZM31 213H30V212ZM44 211V212H43ZM161 211L162 212H165L164 214L163 213H161ZM187 211H189V213H187ZM192 211V212H191ZM195 211V212H194ZM15 214H13V213ZM16 212V213H15ZM36 212H37V214H36ZM55 214V216L56 217H54V215H53V213ZM58 212V213H57ZM86 212V213H85ZM88 212V213H87ZM103 212V213H102ZM194 212V213H193ZM6 213V214H5ZM20 213H24L23 215L22 214H20ZM28 213V214H27ZM40 213V214H39ZM44 213V214H43ZM46 213V214H45ZM50 213V214H49ZM69 213V215H67ZM180 213H182V214H180ZM191 213H193L194 214V218L192 217V218H190L191 219V222H190V220L188 221V223H190V224H187L186 222V226L187 227H185V225H184V227L182 226L183 225V223L184 222H182V224H181V227H180V225L179 224H177V226H175L176 225V223H174L173 224V222H176V220H178L179 219V222H177V223H181L180 221L182 220L181 218H183V220L182 221H184V217H185V220H186V216H187V218H188V214L190 215V217H191V215H193V214H191ZM18 214V215H17ZM47 214H49L50 216H48ZM51 214H52V216H53V218L51 217ZM90 216H89V215ZM97 215L96 216V219L94 218V215ZM105 215L104 217H98V216H100V215ZM119 214V215H118ZM142 214V213H141ZM174 214V215H173ZM184 214V215H183ZM22 215V216H21ZM44 215H45V217H44ZM85 215H88V216H85ZM101 215V216H102ZM107 215V216H106ZM110 215H112L113 216V219H114V217H116V219H114V220H116L117 222H115L113 219H109V218H111L112 216H110ZM114 215H117V216H114ZM132 215V216H131ZM163 215V216H162ZM168 215H169V217H168ZM173 215V216H172ZM180 215V217L181 216H183V217H181V218H177L178 216ZM196 215V216H195ZM4 216H6V217H4ZM18 216H19V219H18ZM33 216H34V218H33ZM78 216V217H77ZM83 216H85V217H83ZM119 216L122 218V219H120L119 218ZM130 218H129V217ZM136 216V217H135ZM164 216H166L165 217V219H164ZM7 217H9V218H7ZM16 217V218H15ZM25 217V218H24ZM79 217H81V218H79ZM92 217H93V219H92ZM109 217V218H108ZM117 217L120 219V222L118 221V219H117ZM5 218H7V219H5ZM32 218V219H31ZM50 218V219H49ZM54 218H55V222H54ZM70 218V219H69ZM76 218H77V220H79V219H81V221L79 220V222L76 220ZM79 218V219H78ZM87 219V221L85 222H83V219ZM124 218V219H123ZM132 218V219H131ZM170 218H172V219H170ZM195 218H197L196 220H195ZM12 219V220H11ZM27 219L29 220V221H27ZM57 219V220H56ZM71 219H72V221H73V223L75 224H73V226H74V229H73V227H70L69 228V222L67 221V220H70L71 221ZM92 221H91V220ZM108 219L110 220V222L108 221ZM131 219V220H130ZM10 220V221H9ZM24 220V221H23ZM35 220H36V222H35ZM37 220H38V222H37ZM50 220H52L51 222H50ZM101 220V221H100ZM121 220H123V221H121ZM194 220V221H193ZM6 221V222H5ZM9 221V222H8ZM48 221V222H47ZM66 222V224H64V223H62V222ZM75 221H77V222H75ZM127 221H128V223H127ZM137 222V223H135V222ZM157 221V222H156ZM16 222V223H15ZM20 222H22V223H20ZM25 222V223H24ZM106 222H109V223H106ZM161 222V223H160ZM165 222V223H164ZM57 223H58V225H57ZM67 223H68V226H67ZM72 223V222H71ZM104 223V224H103ZM111 223V224H110ZM117 223V224H116ZM5 224H7V226L5 225ZM19 225V226H16V225ZM26 224V225H25ZM33 224V225H32ZM38 224V225H37ZM101 224L102 225H109L110 224V227L109 228H105L104 229V227L105 226H101ZM115 224V225H114ZM119 224V225H118ZM133 224V225H132ZM137 224V225H136ZM163 226H162V225ZM173 224V226H171ZM194 224V225H193ZM196 224V225H195ZM217 224H219V223H216V226L213 224V225H211V227L210 228H208L210 231L208 232H205V233H208V235L209 234H211V237L212 236H222L221 234L224 232V230H222L223 228V226L221 227V225L219 224V225H217ZM10 225V226H9ZM52 225V226H51ZM56 225V226H55ZM60 225V226H59ZM66 225V226H65ZM97 225L99 226V227H97ZM116 225H118L117 227H118V230H117V227H116ZM130 225V226H129ZM136 225V226H135ZM162 226V227H160V226ZM165 225V226H164ZM170 225V226H169ZM178 225H179V227H178ZM16 226V227H15ZM65 226V227H64ZM71 226V225H70ZM85 226H87V228H83L82 229V227H85ZM92 226V227H91ZM122 226V227H121ZM126 226V227H125ZM128 226V227H127ZM167 226V227H166ZM193 226V227H192ZM213 226V227H212ZM14 227V228H13ZM19 227V228H18ZM57 227V228H56ZM76 227V228H75ZM124 227H125V229H124ZM174 227V229L175 230H178V231H174V229H173V231L175 232V233H177V234H175L174 232H171V234H169L170 233V230H172V229H169V228H173ZM177 227V228H176ZM24 228V229H23ZM27 228V229H26ZM42 228V229H41ZM49 228V229H48ZM56 228V229H55ZM61 228V229H60ZM89 228V229H88ZM96 230H95V229ZM134 228V229H133ZM160 228V229H159ZM188 228V229H187ZM6 229H8V230H6ZM36 229H38V231L36 230ZM40 229V230H39ZM99 229V230H98ZM103 229H104V233H103ZM109 229V230H108ZM127 229V230H126ZM184 231H183V230ZM187 229V230H186ZM196 229V230H195ZM221 229V230H220ZM13 230V231H12ZM24 230H25V232H24ZM63 230V231H62ZM85 230H91V232H89V233H84L85 232ZM95 232H94V231ZM128 230H129V232H128ZM163 230H165V231H163ZM180 230V231H179ZM183 231V233H182V231ZM189 230L191 231V232H189ZM194 230V231H193ZM197 230H199V231H197ZM8 231V232H7ZM100 231V232H99ZM117 231V232H116ZM122 231V232H121ZM127 231V232H126ZM168 232V235L166 234L167 232ZM188 232V234H187V232ZM201 231V232H200ZM213 231V232H212ZM49 234H48V233ZM114 232H116L115 233V235L113 234ZM165 232V233H164ZM5 233V234H4ZM23 233V234H22ZM25 233V234H24ZM40 233V234H39ZM42 233V234H41ZM62 234V236L60 235V234ZM81 233H83V234H81ZM103 233V234H102ZM119 233V234H118ZM172 233L174 234V235H172ZM180 233V234H179ZM182 233V234H181ZM215 233V234H214ZM20 234H21V236H20ZM47 234V235H46ZM59 234V235H58ZM73 234H76V235H73ZM86 234V235H85ZM90 234V235H89ZM110 234V235H109ZM117 234V235H116ZM123 234V235H122ZM126 234V235H125ZM131 234V235H130ZM162 234H163V236H162ZM167 236H166V235ZM184 234H186V235H184ZM189 234H191V235H189ZM197 234V235H196ZM224 234V233H223ZM8 235H9V237L11 236L12 238H10V239H12V240H10V239H8L9 237H8ZM23 235H24V237H23ZM68 237H67V236ZM78 235V236H77ZM84 235V236H83ZM170 235H172V236H170ZM177 235H179V236H177ZM20 236V237H19ZM107 236L109 237V236H111V238L109 237V238H107ZM113 236V237H112ZM115 236V237H114ZM126 236V237H125ZM133 236V237H132ZM161 236H162V238H161ZM177 236V237H176ZM185 236V237H184ZM190 236V237H189ZM204 236H206L205 234H204ZM52 237V238H51ZM54 237V238H53ZM56 237V238H55ZM61 237V238H60ZM99 237V238H100ZM117 237H119V239L117 238ZM173 237H174V239H173ZM179 237V238H178ZM183 237V238H182ZM2 238V239H3ZM29 238V239H28ZM68 238V239H67ZM113 238H115V239H113ZM117 238V239H116ZM126 238V239H127ZM170 238H172V240H170ZM182 238V239H181ZM187 238H189V239H191V240H189V239H187ZM199 238V237H198ZM20 239H21V241H20ZM32 239V240H31ZM159 239V240H158ZM162 239V241H164V245L166 246V247H164V245H163V242L161 241L160 242V240ZM196 239V240H195ZM19 241L20 243L18 244V242L17 243H15L16 241ZM31 240V241H30ZM116 240H118V241H116ZM167 240V241H166ZM176 240H178V242L176 241ZM184 240H186V242L184 241ZM25 241V242H24ZM37 241V242H38ZM126 241V242H125ZM169 241V242H168ZM173 243H172V242ZM180 241H181V243H183V245L180 243ZM193 241V243L191 244V242ZM123 242H125V243H123ZM131 242H133V241H131ZM168 244H167V243ZM14 243V244H13ZM134 243V242H133ZM166 243V244H165ZM194 243H196V244H194ZM199 243V242H198ZM30 244L34 247V251L32 250L33 249V247L32 246H30ZM68 244V243H67ZM111 244V245H110ZM117 244H119L118 246H120V247H117L116 245ZM125 244V245H124ZM169 244H171V245H169ZM185 244H186V246H185ZM190 246V248H189V246ZM13 245H15V246H13ZM28 246V248H27V246ZM127 245V246H126ZM161 245H163L162 246V249H160L161 248ZM174 245V247H172ZM176 245H177V247H178V245H180L179 246V248H180V250H179V248H178V252H175V251H177V248H176ZM11 246V247H10ZM19 246V247H18ZM26 246V247H25ZM69 246H71V245H69ZM68 245H67V247L68 248H66V251L67 252H69V250H73V248L72 247H69ZM115 246V247H114ZM124 246V247H123ZM125 246H126V250H125ZM131 246V247H130ZM182 246V247H181ZM13 247L15 248V250H13ZM22 249H21V248ZM122 247V248H121ZM132 247H134V249L132 248ZM170 247H172L173 249H171V252L169 251V249H170ZM20 248V249H19ZM33 251V254L32 253H29L28 254V250H30V249ZM71 248V249H70ZM120 248V249H119ZM129 248V249H128ZM158 248L160 249V251L158 250ZM174 248H176V249H174ZM182 248H183V250H182ZM26 249H27V251H26ZM37 249V248H36ZM69 249V250H68ZM165 249H167V250H165ZM133 250V252H131ZM135 250V251H134ZM157 250V251H156ZM188 250V251H187ZM32 251H30V252H32ZM128 251H130V252H128ZM161 251H164V253H166V252H169V253H167V254H169V255H167V256H165L163 253H161ZM174 251V252H173ZM194 251V252H193ZM22 252V253H21ZM159 252H160V254H159ZM25 253H26V255H28L29 256V258H27L26 257V255H25ZM70 253V252H69ZM173 253H175V254H179L178 255V257H180L179 258V261L176 263V261L178 260V257H176V255L174 254V258L172 257L173 256ZM32 254V255H31ZM129 254H131V255H129ZM161 255L160 257H158L157 255ZM171 254H172V256H171ZM193 254H194V256H193ZM12 255V254H11ZM164 255V256H163ZM186 255H187V257H186ZM188 255H189V257H188ZM22 256H25V257H22ZM130 256V257H129ZM158 258H157V257ZM170 257V258H169ZM184 257H185V259H184ZM194 257V258H193ZM69 258H71L70 259V261L73 259L72 257H67V258H63V259H55L54 261H56V262H54L55 264H63V263H66V264H68V263H71L70 261L68 262V260H69ZM126 258V257H125ZM67 259V260H66ZM161 260L160 261V264H161V262H163V261H165V262H163V264H167L166 262V260ZM171 259H172V262H170L171 261ZM184 259V260H183ZM190 259V260H191ZM66 260V261H65ZM176 260V261H175ZM64 261V262H63ZM128 261H130V260H128ZM130 262L131 264L132 263H134V262ZM185 261V262H184ZM174 262V263H173ZM101 263H103V261L102 262H100V264ZM188 263H190V261L188 262ZM89 264V263H88ZM104 264V263H103Z\"/></svg>","mask_w":264,"mask_h":264},{"label":"crops","instance_id":"crops-1","mask_svg":"<svg viewBox=\"0 0 264 264\" xmlns=\"http://www.w3.org/2000/svg\"><path fill=\"white\" fill-rule=\"evenodd\" d=\"M101 176L108 179L110 189L120 188L125 180V166L120 161L104 164L101 166Z\"/></svg>","mask_w":264,"mask_h":264}]
</instances>
